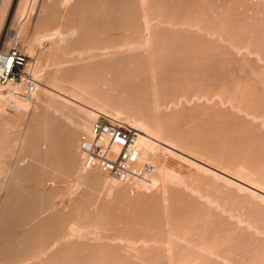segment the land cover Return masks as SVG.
<instances>
[{
	"label": "rangeland",
	"instance_id": "rangeland-1",
	"mask_svg": "<svg viewBox=\"0 0 264 264\" xmlns=\"http://www.w3.org/2000/svg\"><path fill=\"white\" fill-rule=\"evenodd\" d=\"M49 1H46V2L48 3ZM69 1H71V0H69ZM69 1L66 0L67 4L71 3ZM121 1H119V2H120V4L122 3L124 5V6H122L123 8L126 7V8H128V10L130 9L129 11L127 9H125V11H124V9H121V12H123V15L125 16L123 18L124 20L122 22L130 23V21H131V23H134L133 20H132V19H134L133 13L135 14V17H136L137 11H138V8H139L137 6H139V2L142 3L141 2L142 0H134V1L133 0H131V1L130 0H121ZM158 1H159V3H158ZM158 1L157 0H146L147 12H148V14L150 12H152V13H150V15L146 14L148 16V17L146 16L147 20L150 18L147 22L152 21L150 23L151 25H153V23H155V24L157 23L158 24V25H153V27L149 23L147 25L151 30H153L152 32H153V34L155 36L152 35V32H150L151 30L149 29V32H150L149 34L152 37L148 36L151 39H148V44H146V47L143 46V47H141V49L137 50V53L138 52L139 53L141 52V53L140 54L138 53V55H137V54H135L136 51L134 50L129 55L126 54V55L122 56L123 59L125 57L129 58L127 60H124L125 62L123 61L124 64L128 63L129 61L131 63L129 62L127 65L123 64V66L120 63H118L117 61H115V62H117L116 64H115V62L113 63L115 65L114 66L115 68L117 67L118 64H120L117 68L122 67V68L127 70V67H128L129 68L128 70H130V72H135V74H132V75L129 74L130 77L133 76V78H130V80H129V78L126 76V78L123 79V80H116V79H113V78H115L116 75L114 73L111 74V71L109 72L110 74H107V76H109V77L103 76V73L100 74L101 72H104V71H100V70H99L100 73H99V71H98V73L97 72L95 73L96 76H98V77H96L94 74H92V75H94L93 78L95 77L94 80H97V83H98L99 86H101L103 84V83L100 84L101 77H103L102 78L103 80L101 82L107 81V83H108V84L105 83L103 85L108 86V87H109V85H110V87H111V85L114 86V81H117V82H115V84H116L115 87H114L115 89H113L112 87H111V89L105 87V89H106L105 91H108L107 89H109L110 92L113 90V91H115L116 95H118L120 93H124L126 95V97L128 99H130V100H133L135 98L134 101H131L132 103L128 104L130 106V107L128 106L129 107L128 109L122 110L120 108L121 109V110L119 109L120 111H118L117 109H114L113 105L110 106V107H112V109H111L109 107L110 101H108L109 103L105 102V104L103 103L104 101L100 102L97 99H96V101H95V99L92 101L93 98L92 97L89 98L90 95H91L90 91L88 92L87 91L88 89L86 90L87 91L86 93H90V95H89V94H86L85 91L82 89V88L85 87L84 84L83 85L80 84L79 87H78V84H74V82L73 83L70 82L71 85H72L71 86L70 84H68L69 83L68 80H67L66 83L64 81L65 79L63 78V76L65 77V75H63V73H62V71L60 69L64 70L63 66H65L66 64L69 65V63H67V61L72 62L74 59H76L78 61H76V60L75 61L78 62L79 65H80L81 62L84 63V61H82L84 59V57H83V46H80V47L78 46V49H77V45L80 44V43L77 44V41H76V40H78V38L83 36V33H82L83 30L82 29L76 31L75 32L76 34L74 33V35H72L73 32H71V30H69L71 28L65 26L64 24L60 25V26L58 25L57 27L52 28V29L50 27H46L47 25H45V27H43L44 26L43 19H45L44 17H45L46 13L44 14V13H40V12H42V11L44 12L45 6L43 5V3H46L45 0H29L28 2H27V0H10L9 2L7 0V4L5 2V4L7 5L6 9H5V13L3 12V16L0 19V53L3 52V51L8 50L10 48H19V49L23 50L26 53L27 57L32 62L31 64H32V66L34 68V76L32 77L31 80H29L28 84L23 85V86H15V87H21L20 89H18L19 91L15 90V89L14 90L10 89L12 91L11 92L12 94L9 93V90L7 88L0 86V113H2V114H0V130L2 129L0 131V136H1L0 137V145L3 146V147L0 146V149H1L0 150V162H1L0 163V165H1L0 166L1 167L0 168V219H1V214L4 213L3 210L5 211V208H6L5 206H7L8 199L11 197V194L15 193L16 190H17V192H16V194H17V193H19L20 190H22V188L23 189H25V188L27 189V186H28L27 191L30 190L31 192H35L36 190H38V191L41 190V192H43V193H41L42 197L39 194V196L41 197L40 199L44 198L43 201L40 200L41 203H39V201H38L39 199L37 200V197L39 198V196H37L36 198H32V199H34L36 201L35 202L33 200L34 201L33 204H32V201H31V205H33V207H36V209H37V206L41 204L40 206H38V209H40V208L41 209H40L39 212H38V209H37L36 214L38 215L41 212L42 214H40V216L39 215L38 216L41 217L42 219L46 218L45 213H47V211H48V213H47L48 217L51 214L56 213L55 211L62 212V214L66 215V216L68 215L69 216V218H68L69 221L67 220L68 221L67 222V225H68L67 229L70 227L69 229L71 230V231L69 230L70 232H68V235L69 236L71 235L69 237L70 240L68 242L70 243L72 241L73 242L75 241L76 243L75 242L74 243L77 244V247L79 246V244H81L80 246L83 248V250H85V249L86 250L87 249L90 250V252L88 250L86 252L84 251V253H85L84 254L83 251H81L82 250V248H81L80 253L83 254V255L77 254L79 252V251H77L80 248V246H79V248L76 249V251H77L76 254L77 255L74 253L75 256L77 257L79 255V256H83L84 257V255H86L89 252L87 254V257H89V258H87V262H86V260H84L83 257H82L83 260L79 263L78 261H79V258H81V257H78V260H75L76 257H69V259L71 258V261L73 260V258H75L72 262H69V259H68V262L71 263V264H75L76 262H77V264L78 263L82 264V262H83V264H85V262L87 264V263H89V259L91 257H93L95 254L100 260H101V258L99 256H101V255L103 257L105 255V258H103V261H101V262H98L99 259L96 258V257H93L94 259L91 258L92 260H90V261L98 262V263H94V264H99V263L100 264L101 263L102 264L103 263H105V264L110 263L111 264L112 261H113V263L115 262V264H116L117 261H119L117 264H119V263L120 264H127V263L128 264H159V263L160 264H167V263L168 264H177V263L178 264H207V263L208 264H253V263L254 264H264V261H263L264 260V194L263 193L264 192L260 193V192H258L256 190L254 191V189H251L250 187H247L246 185H244L243 183L240 182V179H241V181L243 179V181L246 180L245 182H249V184L250 183H252V184L254 183V185L260 186V188H262V189L264 188V117H263L264 116V112H263V110H264V99L260 100L264 96H262V98H259L264 93L263 92L264 91V68H263L264 67V37H263L264 36V0H240V1L239 0H232V1L231 0H223V1L222 0H199V2L201 4H199L198 0H192V1L191 0H171V1L170 0H166L167 3L165 2V0H161L162 3L160 2V0H158ZM154 2H155V4H154ZM47 3L45 5H47ZM142 4H144V3H142ZM250 4H252V5H250ZM42 5L44 6V8H43ZM177 5H179V7ZM195 5H197V6H195ZM154 6H155V8H154ZM172 6H174V7L171 8ZM188 6L190 7V9H189ZM41 7H42V9L40 10ZM135 7H136L137 11H135ZM148 7L151 8L152 10L154 9V11H152ZM185 7H187V8H185ZM191 7H192V10H191ZM158 8H160V9H158ZM133 9H134V11L136 13L133 11ZM175 10H176V12H175ZM156 11L158 12V14L156 13ZM202 11H204L203 15H202ZM128 12H129V14L130 13L131 14L129 15ZM179 12H181V13H179ZM199 12L201 13V15H200ZM175 13H177V14H175ZM186 13H188V14H186ZM248 13H250V14H248ZM229 14H231V15H229ZM191 15H192V17H191ZM169 16H172V17H169ZM201 16H202V18H201ZM154 17H156V18H154ZM214 17H215V19H214ZM158 18L162 20L161 21L162 23H160V20ZM129 19H131V20H129ZM164 19H167L169 22L164 20ZM215 20H216V22H214ZM135 21H137V20H135ZM205 21H207V22H205ZM255 21H256V23H255ZM39 22H41V23L43 22L42 23L43 25H41V23H40L41 26H39L38 25ZM171 22L172 23L174 22V23L172 24ZM261 22H263V23H261ZM179 23H180V25H178ZM235 23H237V24H235ZM257 23H258L259 26L257 25ZM122 24H124V23H122ZM36 25H38V27ZM63 26H65V27H63ZM154 26H156V29H155ZM255 26L256 27L258 26V28H256ZM163 27L164 28L166 27L167 29L166 28L163 29ZM152 28H154L156 31L154 29H152ZM157 28H159L158 30L160 32V35H159V32L157 31ZM161 28H162V30H160ZM169 29H171V33H173V35L176 34L177 36L176 35L173 36L171 33H169L170 32ZM180 29H182V31ZM220 29H221V31H220ZM47 30H48V32H47ZM176 31L177 32L178 31L181 32V34L179 32H178L179 34L176 33ZM166 32H167V34H166ZM46 33H47V35L50 34V36L49 35H48L49 37L45 36ZM55 33H57V34L55 35ZM67 33H68V35H67ZM43 34H44V36H43ZM70 35H71V37H70ZM77 35H79V36H77ZM255 35H256V38H255ZM178 36H179V38H178ZM169 37H170V39H167ZM174 37H176V39H173ZM201 37H202V39L205 40L204 42L201 39ZM225 37L228 38V39H226ZM244 37H246V38H244ZM163 38L164 39L166 38V40H165L166 42L164 41ZM53 39H55V40H53ZM178 39H181V40L179 41ZM53 41H54V43H53ZM174 41H176V43H172ZM236 41H237V43H236ZM75 42H76V45H74ZM205 42H207V43H205ZM217 42L220 43V45L217 44ZM195 43H197V45ZM62 44H63L64 48L65 47H67V48L64 49ZM184 44H185L186 47L184 46ZM234 44H235L236 47L234 46ZM68 45H70L72 47L69 48ZM73 45H74V49H73ZM149 45H151V46H149ZM165 45H166V47H165ZM167 45H169L170 48H172L173 46L177 47L175 49L177 51L179 49V51L178 52H174L175 51L174 47L172 48L173 49L172 50ZM192 45H195L196 47L195 46L193 47ZM200 45H202V46H200ZM57 46H59L60 48L57 47ZM156 46H158L159 48L158 47L156 48ZM182 46L185 47V50L181 49ZM210 46H211V48H209ZM134 47H135L134 49H136V48L138 49V47L140 48V46H138V47L134 46ZM204 47H205V49H203ZM239 47H241V48H239ZM143 48H145V52L143 51L144 50ZM186 48H187L188 51H191V50L192 51L190 53H187ZM148 50H149V52L152 50V52H150V53L153 54V56L148 52ZM155 50H157L158 53L159 54L161 53L162 55H159ZM159 50H161L162 52L159 51ZM194 50H196V51L194 52ZM200 50H203V51H200ZM205 50H206V52H204ZM67 51L70 52V53H67ZM153 51H154L155 54L153 53ZM169 51L171 52V54H170ZM180 51L182 53H180ZM199 51H200V55H199ZM221 51H223V52H221ZM64 52H65L66 56L63 55ZM202 52H203V54H201ZM208 52H210V53H208ZM59 53H61L62 55L59 54ZM145 53H147V54H145ZM174 53L176 55L178 53L177 57L182 58V59H178L177 57H173V56H175V55H173ZM194 53H195V55H194ZM163 54L166 55V56H164ZM168 54L171 55L170 58H168L169 57ZM73 55H75L76 58ZM130 55H132V56H130ZM140 55H144V56L146 55V58H144L142 56H141L142 57L141 58ZM148 55H149V57H148ZM224 55H226L227 57L224 56ZM67 56H70V57H67ZM135 56H136V58H135ZM160 56L163 57V58H160ZM197 56H199V57H197ZM203 56H205V58ZM208 56H210V59H209ZM130 57H134V59L133 58L130 59ZM151 57H152V59L154 57V59L152 60ZM187 57L188 58L190 57V59H188ZM211 57L214 58L215 60L214 59L212 60ZM69 58H71L72 60H69ZM80 58H81V60H80ZM139 58H141L142 60H140ZM147 58H148V60H147ZM149 58H150V60H149ZM199 58H200V61H199ZM206 58L209 59V60H206V62H205L204 60ZM156 59H159V60H156ZM194 59H196V60H194ZM197 59H198V61H197ZM139 60H140L141 65L138 62ZM75 61H73V62L76 64ZM136 61L139 64L140 67H138V65H136L137 68H135ZM145 61H148L147 63H148L149 67L151 65H153V61H154V63H156L157 66L154 64L155 66L154 67L151 66L150 67L151 70H150L149 67L147 68L145 66V64L147 65V63ZM211 61H213L212 64H211ZM217 61H218V63H217ZM142 62H143V64H142ZM149 62L150 63L152 62V63L149 64ZM207 62H208V64H207ZM78 63H77V65H78ZM203 63H205V66L203 65ZM129 64L130 65L133 64V66H134L133 70L131 69V66ZM86 65H87L89 70L86 68ZM81 66H85V68L88 70V71L86 69L83 70L84 72L86 71V75L83 78H84V80H87L86 76L87 75L89 76V74L92 73V72H89L90 71L89 67H91V66L88 65V64H85V65L82 64ZM194 67H195V69H194ZM243 67H245L246 69L243 68ZM117 68L115 70L121 69V68H119V69H117ZM140 68L144 71V73L147 74V76H146L147 78H145V74L144 75L142 74V71H141ZM188 68H189V70H188ZM190 68L191 69L193 68V69L191 70ZM208 68H210V69H208ZM138 69H140V70H138ZM126 70H124V72ZM146 70L149 71V72L147 73ZM152 70H154V71L152 72ZM137 71L139 73L141 71V75L138 74ZM128 72L129 71H126L127 75H128ZM151 72H152V74H154L153 77H152V74H150ZM226 73H228V75H226ZM97 74H100V75H97ZM190 74H192V75L190 76ZM92 75H91V77H88V76L87 77L91 79ZM138 75L139 76L143 75V76L142 77H137ZM260 75H261V77H260ZM204 76H207V77L205 78ZM235 76H236V78H235ZM246 76H248V77H246ZM254 76H255V78H254L255 81L253 80ZM96 78H99L100 80L96 79ZM62 79H64V80H62ZM110 79L114 80V81L112 80L113 83H111L112 81ZM126 79H128L129 81L126 80ZM166 79H167V81H166ZM237 79H238V81H237ZM61 80L63 81V85H62ZM201 80H203L205 82V84ZM247 80H249V81H247ZM120 81H122V82L120 83ZM123 81H125L127 83H125V82L123 83ZM194 81H196V82H194ZM214 81L216 83H214ZM244 81L247 82V83H245ZM109 83H111V84H109ZM118 83L120 84L119 86H118ZM173 83H175V84H173ZM239 83H240V85L242 87H243V83H244V85H245L244 88L245 89H246V85H248L247 89H249V90H247V89L245 90L244 88L243 89L242 88L239 89L238 87H241V86H239ZM248 83H250V84H248ZM252 83H254V85H252ZM235 84L238 85V86L234 87ZM64 85H65V87H63ZM66 85H68V86H66ZM73 85L77 86L78 88L73 86ZM168 85H170V87ZM80 86H82V88ZM180 86H182L181 90H180ZM209 86H210V88H209ZM227 86H229V88L231 86V88H230L231 91L229 90V88ZM201 87H202V89H201ZM103 88H104V86H103ZM193 88H194V90H193ZM196 88H199L200 90L197 89V91H198L197 92V91H195ZM208 88H209V90H208ZM212 88H214V89H212ZM71 89H73V92H72ZM170 89H172V90H170ZM232 89L235 90V92H233ZM252 89H253V91H251ZM258 89H259V91H258ZM192 90H193L194 94L192 93ZM204 90H205V92H204ZM228 90H229V92H227ZM70 91L72 93H70ZM76 91H77V93H76ZM164 91H165L166 95L164 94ZM237 91L239 93L242 91L241 92L242 95L246 94V95H244V97L249 95V91H251L250 93L252 95H249V96L245 97L246 99L248 98L246 100V102H244L245 105H243V100H241V99H243L242 95H240ZM257 91L260 92V93H258ZM117 92H119V93H117ZM223 92H224V94H222ZM232 92H233V95H232ZM75 94H77V95L80 94V95H79V97L78 96L76 97ZM190 94H192V98H191ZM206 94H207V96H205ZM163 95H164V97H163ZM186 95H187V97H186ZM237 95L238 96L240 95L241 98L237 97ZM255 95H256V98H258V99L255 98ZM165 96H166V98H165ZM202 96H203V98H202ZM86 97H88V100H87ZM39 98H40V100H39ZM41 98H42V100H41ZM45 98H47V99H45ZM127 98H125V99H127ZM213 98H215V99H213ZM238 98H240V99H238ZM254 98H255V100H253ZM81 99H83V100H81ZM89 99H91V100H89ZM136 99H137V102H136ZM38 100L40 102L43 101V103L40 104V102ZM239 100H241L242 104L239 103L240 102ZM36 101L39 102V105L37 103L35 104ZM140 101L142 103H140ZM165 101H167V102H165ZM247 101H248V103H247ZM255 101H257L258 104ZM46 102H47V104H46ZM58 102H60V103H58ZM49 103H51V104H49ZM62 103L63 104L65 103V104L63 105ZM236 103H237V106H235ZM57 104H59V106ZM107 104H108V106H105ZM149 104H150V106L152 108L154 107V109H152V112L154 113V115L153 114L152 115H153V117L155 119L150 120V121H153V123H151L148 120L150 122L149 124H152V126L147 124L148 122L144 121L145 119L142 120V118H146V117H144L142 115H140V117H138L139 115L134 112V111H140L142 109L141 112L143 111V113H144V111H145V113H146L147 112V110H146L147 109L146 108L147 105H148L147 106L148 109L149 110L151 109V107H149ZM167 104H168V107L166 106ZM247 104H248V106H247ZM13 105H14V108L12 107ZM36 105H38V106H36ZM43 105H45V106H43ZM52 105H54L53 106L54 108L52 107ZM101 105H102V107H101ZM132 105H133V107H132ZM194 105H195V108H193ZM250 105H252V106H250ZM253 105H255L256 108L259 106L258 109L256 110V108L255 109L252 108ZM155 106H157V107H155ZM178 106H180V107H178ZM182 106H184V107H182ZM243 106H245V108ZM70 107H71V109H70ZM165 107H167V108H165ZM226 107L229 108L230 110L232 109L233 111L232 110L231 111L227 110ZM241 107H243V108H241ZM260 107H262V108H260ZM55 108L57 109V112H56ZM163 108H164V110H163ZM207 108L209 110H207ZM215 108H216V110H215ZM235 108H236V110L237 109L238 110L236 111ZM42 109H43V111H45V110L46 111L43 112V111H41ZM58 109H59V111H58ZM131 109H133V110H131ZM70 110H72L73 112L70 111ZM84 110L86 112H84ZM111 110H114V111L117 110L118 112H120V114H117V111H115L116 112L115 113V112H112ZM156 110H157V112L155 113ZM217 110H219V112ZM250 110L252 112H250ZM170 111H172L173 114ZM182 111H184V114L182 113ZM260 111H261V113H260ZM88 112H90V114H88ZM168 112H169V114L170 113L171 114L169 115ZM233 112H234L235 115L233 114ZM39 113H40V115H43L44 113H45L44 115H48L49 114L48 116L50 118H53V117L55 118L56 125L50 124L51 127L53 126V129H55V130H57L61 126L64 127V128L68 127V129L69 128H74V126L76 124H74L73 122L75 121V123H77V121L74 118H76V117H78V119L81 118L82 120L87 122V125H86L87 129H88V130L86 129L87 130V134H86L87 136H88V131L91 129L90 125L92 124V122H94V120L97 117H99L101 115L113 118V119H115V120H117L119 122H122V123L130 124L131 126H133L134 128L139 130V131H136L138 134H139V132H141L142 136L146 137L149 140L151 139L153 141V143H154L152 145H153V150L155 151V154H154V157H153V155L150 156V159L152 160V162L151 161L150 162L153 163L154 166H155L154 175L151 176L150 181H134V182L123 183L121 181H118L115 178L113 179V178H111L109 176L104 175V173L98 172L99 170H96V169L95 170L85 169L84 166H83V158L81 156L82 154H81V152H79V148H80V144H81L82 140L87 138V136H85V134H83V136L81 137V139H79V141L77 140L78 141L76 143V147H77L76 148V153H77V155H76L75 152H74L75 155H74V153L72 155L75 159L78 160L77 166L75 168L76 171L73 170V172H72L69 169V166H67L68 164H67L66 161H64V165H63V162L61 163L63 166L60 163L58 164V162H61V161H58V160H57L58 162H56V161H48L50 159H46V160L42 161V159H45V158H38V156L33 155L34 153L32 155L30 154V153L36 151L35 148L39 149L36 152H38V153L43 152L42 154L47 153V151L49 152V150L51 148V138L49 136L48 137L50 139L47 138V140H45L46 137L45 138L42 137V139H41V138H38V137L35 136L34 138H32L34 136V133H32L34 130L33 129L31 130V128H33V126H34L33 122L35 123V120H34L35 115L33 116V114H36V116H37V114L39 115ZM65 113H67V114H65ZM161 113H162V116L160 115ZM215 113H216V115H212V114H215ZM224 113H225V115H224ZM258 113H259V115H258ZM50 114H51V116H50ZM185 114H187V115H185ZM250 114H252V115H250ZM123 115H125V116H123ZM166 115H167V117H166ZM194 115H195V117H194ZM260 115H261V117H260ZM63 116H64V118H63ZM90 116H92V117H90ZM182 116H183V118L179 119V117H182ZM215 116H217V117H215ZM233 116H235V118H233ZM83 117L87 118V119H83ZM122 117H125V118H122ZM173 117H174V119H172ZM198 117H199V119H198ZM219 117L222 119L221 121L219 120L220 119ZM60 118H61V120H60ZM70 118H71V120H70ZM184 118H186V119L184 120ZM188 118H189V120L192 119L193 123H192L191 120L189 122ZM196 118L198 120H196ZM210 118H211V120H210ZM226 118H228V119H226ZM246 118H248V120ZM133 119H134V121H133ZM200 119H201V121L204 119V121L201 122V121H199ZM213 119H215V120H213ZM140 120L142 121V123H141ZM154 120H156V121L154 122ZM177 120H178V122H177ZM182 120H184V121H182ZM195 120L199 121V123L195 122ZM242 120H244V121H242ZM64 121L66 123H64ZM186 121H188V122H186ZM206 121L207 122L209 121V123H207ZM216 121H218V124L215 123ZM57 122H58V124H57ZM89 122H90V125H89ZM168 122L170 123V125H169ZM179 122L180 123L182 122L181 123L182 125ZM219 122L220 123L222 122V123L220 124ZM256 122H257V125H256ZM53 123H54V121H53ZM60 123L63 124V125H61ZM154 123H155L156 126H154ZM186 123H188L190 126H188V124H186ZM195 123L198 124L200 127L198 125L196 126ZM202 123L203 124L205 123V125H203ZM59 124H60V127L58 126ZM192 124H194V125H192ZM209 124L211 125L213 130H211L212 129L211 127H209L210 129L208 128ZM8 125H10V126L8 127ZM235 125H236L237 128L234 127ZM3 126H4V128H3ZM148 126H151L152 128L148 127ZM164 127H165V129L162 130V128H164ZM170 127L172 128V132H171ZM183 127L186 128V129L184 130ZM201 127H202V129H200ZM214 127L216 129H214ZM238 127H239V129H238ZM245 127L248 130H246ZM203 128H207V130L206 129L204 130ZM228 128H230V130ZM240 128H242V129L240 130ZM178 129H179V131H178ZM195 129H197L198 132ZM221 129H222L223 132L221 131ZM72 130L74 132V129H72ZM194 130H195V132H194ZM232 130H233V133H232ZM27 131H29V134L27 133V135H26ZM150 131H151V133H149V134L150 135L152 134L153 136L151 135L149 137V135H147V133L150 132ZM154 131H156V132H154ZM228 131H229V133H228ZM242 131L245 132L246 134L243 133ZM253 131H254V134H253ZM70 132H71V129H69L67 133L70 135ZM73 132H71V133H73ZM161 132L163 134H161ZM202 132H203V134H202ZM206 132H208V133H206ZM250 132L253 134V136H252V134L249 135ZM8 133H9V135H8ZM12 133H13V135H12ZM145 133H146V135H145ZM89 134H90V131H89ZM170 134H172V136ZM204 134H205V136H204ZM229 134L233 135V136H229ZM243 134H245V135H243ZM14 135H16L18 138L14 137ZM177 135H178V138H177ZM196 135H197V137H196ZM246 135H247V137L245 138ZM248 135L250 136V138H249ZM223 136H224V139H223ZM234 136H235V138H234ZM242 136H244V137H242ZM9 137L13 138V139L11 140ZM170 137H171V139H170ZM183 137H185V138L183 139ZM203 137H205V138H203ZM35 138H37V140ZM179 138H180V140H179ZM33 139H35L34 142H32ZM198 139H202L203 141L202 140H198ZM249 139H250L251 142H254L255 145L250 143ZM5 140H7V144L6 145H5V143H6ZM193 140H195V143H194ZM221 140H223V141H221ZM253 140H255V141H253ZM1 141L3 142V144H2ZM16 141H17V143H14ZM36 141H39V142L35 143ZM197 141H199L200 143L197 142ZM208 141H210V142H208ZM191 142H193L194 144L191 143ZM219 142H220V144H217ZM224 142H225V144H223ZM26 143H27V145H26ZM30 143H32V144H30ZM38 143H39V145H38ZM34 144H37L38 147H35L37 145H34ZM198 144H202V146L201 145L198 146ZM207 144H208V146H207ZM12 145H14V146H12ZM31 145H32V147H31ZM9 146H11V147H9ZM193 146H195L196 148L193 147ZM225 146H227V147H225ZM191 147H192V149H191ZM31 148H34V149L30 150ZM204 148H208V149H204ZM4 149L6 151H8V153ZM209 149H211V150H209ZM206 150H207V152H206ZM218 150H219V153H218ZM224 150L228 151V152H225ZM28 151H29V153H28ZM158 151H160V152H158ZM214 151H215V153H214ZM206 153H208L209 155L206 154ZM235 153H239V154H237V155H239V157ZM234 154L236 155L235 158L232 157V156H234ZM221 155H222V157H221ZM224 155H226V156H224ZM229 155H231V156H229ZM12 156H13V158H12ZM34 156H36V157H34ZM201 156H202V158H201ZM4 157H5V159H4ZM6 157H8V158H6ZM229 157H232L234 162L236 160H238L240 163L238 161H236V163L233 162L232 164L228 163V162L233 161V160H229L230 159ZM81 158H82V160H81ZM144 158H146V157H144ZM7 159H9V160L7 161ZM148 159H149V157H148ZM217 159H219V160H217ZM53 162H55V165L53 164ZM207 162H209V163H207ZM2 164H3V167H2ZM21 164H24V165H21ZM25 164H26V167H25ZM229 164H231V165H229ZM246 165L249 166V167L247 168ZM4 166H5V168H4ZM18 166H20L21 168L18 167ZM34 166L38 167L37 168L38 170H42L44 172V174H42L43 177H45V176L47 177V178L46 177L45 178H41V180L43 179L44 182L42 180L43 183L41 184V182H40V185L36 184L34 180H32L33 182L29 181L28 177H26L27 180H21V178L23 177L22 174H26L28 176V174H31V173L34 172L33 169L36 170V167H34ZM41 166H43V167L41 168ZM52 166H53L54 170H55L56 166L58 168L56 167V170L53 171V168H51ZM61 167H65V168L62 169ZM229 167H231V168H229ZM238 167H239V169L240 168L241 169L240 170L237 169ZM255 167H257V168H255ZM60 168L62 170H64L66 172V174ZM224 168H225V170H224ZM234 168H236V169H234ZM23 171H24V173H23ZM28 171H29V173H28ZM56 171H57V173H55ZM77 172H78V174H76ZM17 173L22 175V176L19 177V179L16 178ZM49 173H51V174H49ZM52 173H54L56 176L54 174L52 175ZM62 173H64V174L62 175ZM193 173H195L194 174L195 177H194ZM202 173H204V174H202ZM101 174L103 175V177H102ZM231 174H233V175H231ZM48 175L51 176L52 179ZM99 175H101V176H99ZM94 176H95V178L92 179V177H94ZM84 177H85V179H84V182H83V178ZM209 177H211L212 180ZM4 178H5V180H4ZM80 178H82V179H80ZM100 178H101V180H100ZM104 178H106V179H104ZM238 178H239V180H237ZM10 179H12V180H10ZM69 179H70V181H68ZM197 179H199V181ZM45 180H47V181H45ZM22 181L24 182V184H23ZM206 181H207V183H205ZM78 182H79L80 185L78 184ZM257 182H259V183H257ZM81 183H84V184H81ZM142 183H144V184H142ZM27 184H29V185H27ZM93 184H95L96 186L93 185ZM174 185H176V186L174 187ZM199 185H201V187ZM205 185H207V186H205ZM8 186H9V188H10V186H12L11 188L14 189L15 191L14 190L12 191V189H9ZM35 186H37L38 188H36ZM39 188H40V190H39ZM54 188H56V189H54ZM177 188H178V190H177ZM51 189H52V191H51ZM53 189H54L55 192L53 191ZM171 189H174L173 193L170 192V191H172ZM180 189H182V191ZM45 190L47 192H45ZM9 191H11V192L9 193ZM30 191L26 192V190H25L24 191L25 193L24 192H22V193H23V195L26 194V193H27L26 195H28V193ZM58 191H59L60 194L58 193ZM251 191H253V192H251ZM6 192H8V193H6ZM48 192H50V195H49ZM138 192H140L141 194L140 193L138 194ZM52 193L54 194V197H53ZM56 193H58V194H56ZM187 193H190V194H187ZM8 194H10V195L8 196ZM152 194H154V195H152ZM5 195L7 196V198H6ZM44 195H49V198L43 197ZM143 195H145V196L143 197ZM139 196L141 197V200L139 199L140 198ZM157 196L158 197L160 196V197L158 198ZM60 197H61V199H60ZM119 197H121V199ZM125 197H127V198H125ZM181 197H182V199H180ZM184 197H185V199H184ZM5 198L7 200H5ZM77 198H79L80 200L77 199ZM167 198H169V199H167ZM49 199H51V200H49ZM122 199H124V200H122ZM145 199H146V201H148L150 199V201H148L149 203L153 200L150 203L151 205L150 204L148 205V202H146ZM160 199H161V201H160ZM125 200L128 201L127 202L128 204L126 203ZM155 200L157 201V203H156ZM169 200L172 203H169ZM37 201H38V204H36ZM46 201H47V203H46ZM121 201H122V203H121ZM123 201H125V202H123ZM129 201H131L132 204ZM189 201H191V202H189ZM49 202H51L53 204H50ZM133 202L138 204V205H136V207L132 206L134 204ZM173 202H174L175 205L173 204ZM194 203L196 205L195 207H194ZM129 204H131V206ZM155 204H158V205H155ZM160 204H162V205H160ZM169 204H171V205H169ZM45 205H47V206L45 207ZM126 205H129V206H126ZM140 205H141V207H140ZM163 205H165V206H163ZM167 205H169V206H167ZM178 205H179L180 209H179ZM184 205H186V208H185ZM188 205L190 207H192L193 209L189 208ZM56 206H57V208H56ZM155 206H156V208H155ZM157 206H159V208H157ZM68 207H70V208L68 209ZM72 207L74 208V210H73ZM160 207L164 211L160 210ZM172 207H176L177 209L176 208L172 209ZM43 208H45L47 210L45 211ZM59 208L61 209V211L59 210ZM119 208H121L122 210H120ZM123 208H124V210H123ZM149 208H151V209H149ZM156 209L158 211L160 210L159 211L160 214H159V212H154V211H157ZM63 210L64 211L66 210V211L63 213ZM118 210L121 211V212H119ZM106 211H109V213H107ZM165 211H166L167 215L165 214ZM167 211H168V213H167ZM175 211L176 212L181 211V212L180 213L178 212L177 215H176ZM183 211H184V213L187 212V213H185V216L183 214ZM124 212H126V213H124ZM142 212H143V214H141ZM150 212L151 213L154 212V215L156 214V216L154 217V216H151L153 214H148ZM161 212H163V213H161ZM103 213H105L106 215L103 214ZM36 214H32L33 216L31 215L32 218L29 217V220L31 218L32 221L33 220L36 221V219H38V218L33 219V217H36L35 216ZM112 214H113V216H112ZM178 214H180V216ZM95 215H96V217H95ZM139 215H142L143 218L141 216H139ZM160 215H161V217L164 215L163 218H161ZM89 216L93 217V218L91 217V219H92L91 223L88 222L89 219H90ZM117 216H118V218H117ZM148 216H150L152 219H150ZM108 217H109V219H107ZM182 217H183V219H182ZM153 218L154 219L157 218V219L154 220ZM159 219L162 222L164 220V223H161L159 221ZM152 220L156 222V223L153 222V225L156 226V225L159 224V226H156V228H155V226L153 227ZM179 220H180V222H179ZM165 221H166V223H165ZM79 222H81V223L79 224ZM115 222L117 224H115ZM120 222H121V224H120ZM137 222H139V223L137 224ZM149 222H150V224H149ZM95 223H97V224H95ZM167 223H168V225H167ZM172 223H174V224H172ZM74 224H76V225H74ZM177 224H179V225H177ZM91 225L93 227H91ZM165 225H166V227H165ZM171 225H172L173 228L171 227ZM116 226H118V227H116ZM139 226H141V227H139ZM144 226H146L147 228L144 227ZM148 227H150L152 229H149ZM174 227H176V228H174ZM142 228L144 229V231H143ZM164 228H166V230ZM125 229H126V231H125ZM137 231H139V232H137ZM155 231H156V234H155ZM194 231H196V232H194ZM143 232H145V233H143ZM220 232L222 234H220ZM223 232L225 233V235H223L224 234ZM109 234H110V236H109ZM154 234L157 235V236H155ZM79 235H80V238H78ZM150 237H152L153 239L150 238ZM189 237H192V239L189 238ZM216 237L217 238L219 237L218 238L219 241L217 240ZM194 238H197V239L199 238V239H198V241L197 240L194 241ZM71 239H72V241H71ZM165 239H166V241L168 240L169 242L168 241L166 242ZM89 240H90V242H89ZM140 241H141V243H140ZM176 242H177V244H176ZM121 243H122V245H121ZM189 243H190V245H189ZM197 243H198L199 246L197 245ZM199 243L203 244L205 246L204 249H203V246H201ZM212 243H213V245L215 244L216 246L214 245L213 247H211ZM217 243H219V244H217ZM101 244H102V246H100ZM125 245H126V247H125ZM148 245H149V247H148ZM192 245H194V246H192ZM83 246H86L87 248H85ZM94 246H95V248H93ZM111 246H114V247H112L113 249L111 248ZM183 247H185V248H183ZM73 248H76V247L74 246ZM118 248H119V250H118ZM158 248H160V249H158ZM256 248L258 250H256ZM259 248H261V249L263 248V249L260 250ZM91 249H92V251H91ZM95 249H96V251H95ZM120 249H122V250H120ZM132 249H133V251H132ZM140 249H142V250H140ZM182 249H184V251ZM186 249H188V250H186ZM105 250L107 252L109 251L110 254H109V252L108 253L105 252ZM154 250L156 252L158 250V252L156 254L162 259V261L158 258V256L156 257V255H154L155 254ZM207 250H209V251H207ZM118 251H120V252H118ZM204 251H206V252H204ZM243 251H244V253H243ZM256 251L258 253H256ZM70 252L73 253V251H70ZM98 252H99V254H101L100 252H102V254L98 255L97 254ZM151 252H153V253H151ZM252 252H254V253H252ZM72 253H70L69 256ZM90 253H92L93 255L90 254ZM106 253L109 254L108 255L109 257L107 256ZM122 253L123 254L126 253V254L123 255ZM74 254H72V255L74 256ZM182 255L185 257V260H184ZM195 255H197V256H195ZM145 256H147L149 258H147V257L145 258ZM154 256H155V259H154ZM257 256H259V257L261 256V257L259 258ZM143 257H144V259H143ZM174 257H176V259ZM193 257H194V260H196L194 262L192 261ZM156 258H157V261L159 260L157 263H155L156 262ZM186 258H188V259H186ZM207 258L209 259V261H208ZM107 259H109V260L111 259L112 261L110 260V262H108ZM141 259H143L144 261H142ZM145 259H149L150 261L149 260H145ZM106 260H107V262H105ZM114 260H116V261H114ZM164 260H165L166 263L165 262L161 263ZM74 261H76V262L74 263ZM122 261H124V262H122ZM129 261L131 263H129ZM167 261H169V262H167ZM198 262H200V263H198ZM209 262H211V263H209ZM90 264H92V263H90Z\"/></svg>",
	"mask_w": 264,
	"mask_h": 264
},
{
	"label": "bare ground",
	"instance_id": "bare-ground-1",
	"mask_svg": "<svg viewBox=\"0 0 264 264\" xmlns=\"http://www.w3.org/2000/svg\"><path fill=\"white\" fill-rule=\"evenodd\" d=\"M10 0H8V2H9ZM29 0H27V2H28ZM46 1H49V0H45V2ZM69 1V0H68ZM119 1H121V0H119ZM118 0H71V1H69V2H71L70 4H67V2H66V0H50L48 3H47V5H45L46 3H43V5L45 6V9H44V12L42 11V12H40V13H46L45 14V19H43V22H44V26L43 27H45V25H47L46 27H50L51 29L52 28H55V27H57L58 25L60 26V25H65V26H67V27H69V28H71V29H69V30H71V32H73L72 33V35H74V33L76 32V31H78V30H83V36H81L80 38H78V40H76L77 41V44L78 43H80V44H78L77 45V49H78V46L80 47V46H83V57H84V59L82 60V61H84V63L83 62H81L82 64H88V65H90L91 67H89L90 68V71L89 72H92L91 74H89V76L88 77H91V75L92 74H94L95 76H96V72L98 73V71L100 70V71H104V72H101L100 73V71H99V73L100 74H102L103 73V76H107V74H110L109 72L111 71V74L112 73H114L116 76H115V78H113V79H116V80H123V79H125L126 78V76L129 78V80H130V78H133V76L132 77H130V75L129 74H135V72H130V70H128L129 68L127 67V70L126 69H124V68H122V67H119V68H121V69H119V68H117L120 64L123 66V64H124V60H127V59H129L128 57H125L124 59L122 58V56L123 55H129L131 52H133L134 50L136 51L135 52V54H137L138 55V53H137V50H139V49H141V47H146V44H148V39H151V38H149L148 36H150V32H152L153 30H151L147 25H148V23L150 24L152 21H150V22H147L148 20H147V15H150V13H152V12H150L149 14H148V12H147V5H146V0H142L141 2L142 3H144V4H142V3H140L139 2V6H137V7H139L138 8V11H137V9H136V7H135V11H137V15H136V17H135V14L133 13V15H134V19L135 20H137V21H135L134 19H132L133 20V22L134 23H131V21H130V23H127V22H122L124 19V15H123V12H121V9H124V11H125V9H127L128 10V8H126V7H122V6H124L122 3V5L120 4V2H119ZM131 1V0H130ZM134 1V0H133ZM158 1V0H157ZM171 1V0H170ZM192 1V0H191ZM223 1V0H222ZM232 1V0H231ZM240 1V0H239ZM5 2H6V4H7V0H0V19L2 18V16H3V12L5 13V9H6V4H5ZM44 2V1H43ZM160 2H161V0H160ZM165 2L167 3V1L165 0ZM179 2V1H178ZM190 2V1H189ZM198 2H199V0H198ZM207 2V1H206ZM228 2V1H227ZM226 2V3H227ZM234 2V1H233ZM232 2V3H233ZM38 3V2H37ZM126 3V2H125ZM131 3V2H130ZM158 3H159V1H158ZM162 3V2H161ZM174 3V2H173ZM176 3V2H175ZM195 3V2H194ZM204 3V2H203ZM218 3V2H217ZM241 3V2H240ZM33 4V3H32ZM149 4V3H148ZM154 4H155V2H154ZM196 4V3H195ZM199 4H201L200 2H199ZM42 5V6H43ZM203 5V4H202ZM205 5V4H204ZM224 5V4H223ZM239 5V4H238ZM248 5V4H247ZM250 5H252V4H250ZM32 6V5H31ZM44 6H43V8H44ZM178 7H179V5H177ZM186 6V5H185ZM195 6H197V5H195ZM37 7V6H36ZM150 7V6H149ZM148 7V8H149ZM157 7V6H156ZM174 6H172L171 8H173ZM176 7V6H175ZM182 7V6H181ZM189 7V6H188ZM201 7V6H200ZM235 7V6H234ZM239 7V6H238ZM251 7V6H250ZM32 8V7H31ZM154 8H155V6H154ZM185 8H187V7H185ZM228 8V7H227ZM42 9V7L40 8V10ZM149 9H151V8H149ZM158 9H160V8H158ZM157 9V10H158ZM181 9V8H180ZM189 9H190V7H189ZM215 9V8H214ZM217 9V8H216ZM239 9V8H238ZM27 10V9H26ZM36 10V9H35ZM34 10V11H35ZM130 10V9H129ZM128 10V11H129ZM152 10V9H151ZM169 10V9H168ZM182 10V9H181ZM191 10H192V7H191ZM197 10V9H196ZM236 10V9H235ZM245 10V9H244ZM133 11H134V9H133ZM134 11V12H135ZM152 11H154V9L152 10ZM178 11V10H177ZM183 11V10H182ZM200 11V10H199ZM252 11V10H251ZM147 12V13H146ZM175 12H176V10H175ZM188 12V11H187ZM198 12V11H197ZM204 11H202V15L204 14L203 13ZM212 12V11H211ZM236 12V11H235ZM243 12V11H242ZM247 12V11H246ZM245 12V13H246ZM127 13V12H126ZM136 13V12H135ZM156 13L158 14V12L156 11ZM179 13H181V12H179ZM200 13V12H199ZM208 13V12H207ZM210 13V12H209ZM216 13V12H215ZM244 13V12H243ZM128 14H129V12H128ZM131 14V13H130ZM129 14V15H130ZM147 14V15H146ZM175 14H177V13H175ZM185 14V13H184ZM186 14H188V13H186ZM219 14V13H218ZM238 14V13H237ZM248 14H250V13H248ZM126 15V14H125ZM155 15V14H154ZM161 15V14H160ZM168 15V14H167ZM200 15H201V13H200ZM206 15V14H205ZM229 15H231V14H229ZM246 15V14H245ZM132 16V15H131ZM147 16V17H146ZM181 16V15H180ZM216 16V15H215ZM222 16V15H221ZM225 16V15H224ZM223 16V17H224ZM241 16V15H240ZM248 16V15H247ZM246 16V17H247ZM169 17H172V16H169ZM184 17V16H183ZM191 17H192V15H191ZM220 17V16H219ZM226 17V16H225ZM237 17V16H236ZM244 17V16H243ZM154 18H156V17H154ZM166 18V17H165ZM175 18V17H174ZM201 18H202V16H201ZM204 18V17H203ZM211 18V17H210ZM230 18V17H229ZM245 18V17H244ZM243 18V19H244ZM159 19V18H158ZM163 19V18H162ZM214 19H215V17H214ZM218 19V18H217ZM45 20V21H44ZM129 20H131V19H129ZM156 20V19H155ZM160 20V23H162L161 21V19H159ZM164 20H166V21H168L167 19H164ZM176 20V19H175ZM203 20V19H202ZM250 20V19H249ZM157 21V20H156ZM201 21V20H200ZM210 21V20H209ZM213 21V20H212ZM253 21V20H252ZM42 22V23H43ZM129 22V21H128ZM136 22V23H135ZM159 22V21H158ZM164 22V21H163ZM169 22V21H168ZM205 22H207V21H205ZM214 22H216V20L214 21ZM220 22V21H219ZM40 23L41 22H39L38 23V25L39 26H41V25H43L42 23H41V25H40ZM122 23H124V24H122ZM165 23V22H164ZM172 23V22H171ZM174 23V22H173ZM172 23V24H173ZM253 23V22H252ZM255 23H256V21H255ZM261 23H263V22H261ZM166 24V23H165ZM184 24V23H183ZM202 24V23H201ZM218 24V23H217ZM235 24H237V23H235ZM38 25H36L37 27H38ZM151 25V24H150ZM149 25V26H150ZM153 25H158L157 23L155 24V23H153ZM153 25H151L152 27H153ZM178 25H180V23L178 24ZM189 25V24H188ZM257 25H258V23H257ZM65 26H63V27H65ZM161 26V25H160ZM173 26V25H172ZM212 26V25H211ZM225 26V25H224ZM247 26V25H246ZM259 26V25H258ZM258 26L256 27V28H258ZM155 27V29H156V26H154ZM158 27V26H157ZM261 27V26H260ZM166 28V27H165ZM164 27H163V29H165ZM188 28V27H187ZM251 28V27H250ZM48 29V28H47ZM50 29V30H51ZM58 29V28H57ZM149 29L151 30L150 32H149ZM152 29H154V28H152ZM154 29V30H155ZM159 28H157V31L159 32V30H158ZM167 29V28H166ZM175 29V28H174ZM261 29V28H260ZM67 30V29H66ZM160 30H162V28L160 29ZM181 31H182V29H180ZM156 31V30H155ZM170 31V32H169ZM169 33H171V29H169ZM220 31H221V29H220ZM226 31V30H225ZM44 32V31H43ZM46 32V31H45ZM47 32H48V30H47ZM57 32V31H56ZM175 32V31H174ZM179 32V31H178ZM177 31H176V33H178ZM200 32V31H199ZM223 32V31H222ZM251 32V31H250ZM81 33V34H82ZM180 34H181V32H179ZM178 33V34H179ZM215 33V32H214ZM232 33V32H231ZM238 33V32H237ZM257 33V32H256ZM45 34V33H44ZM44 34H43V36H44ZM57 33H55V35H56ZM65 34V33H64ZM71 34V33H70ZM76 34V33H75ZM164 34V33H163ZM162 34V35H163ZM166 34H167V32H166ZM172 35H173V33H171ZM175 34V33H174ZM253 34V33H252ZM251 34V35H252ZM258 34V33H257ZM49 36H50V34H48ZM47 35V33H46V35L45 36H48ZM67 35H68V33H67ZM152 35H154L153 34V32H152ZM159 35H160V32H159ZM170 35V34H169ZM176 35V34H175ZM175 35H173V36H175ZM203 35V34H202ZM48 36V37H49ZM77 36H79V35H77ZM155 36V35H154ZM168 36V35H167ZM171 36V35H170ZM177 36V35H176ZM184 36V35H183ZM200 36V35H199ZM216 36V35H215ZM250 36V35H249ZM259 36V35H258ZM63 37V36H62ZM70 37H71V35H70ZM150 37H152V36H150ZM161 37V36H160ZM166 37V36H165ZM185 37V36H184ZM196 37V36H195ZM194 37V38H195ZM239 37V36H238ZM264 37V36H263ZM46 38V37H45ZM157 38V37H156ZM178 38H179V36H178ZM181 38V37H180ZM200 38V37H199ZM204 38V37H203ZM226 38V37H225ZM244 38H246V37H244ZM253 38V37H252ZM255 38H256V35H255ZM160 39V38H159ZM164 39V38H163ZM167 39H170V37L169 38H167ZM172 39V38H171ZM173 39H176V37H174ZM201 39H202V37H201ZM226 39H228V38H226ZM53 40H55V39H53ZM166 40V38L164 39V41ZM179 41L181 40V39H178ZM177 40V41H178ZM203 40V42L205 41L204 39H202ZM238 40V39H237ZM253 40V39H252ZM58 41V40H57ZM159 41V40H158ZM170 41V40H169ZM173 41V40H172ZM178 41V42H179ZM198 41V40H197ZM52 42V41H51ZM68 42V41H67ZM71 42V41H70ZM150 42V41H149ZM166 42V41H165ZM193 42V41H192ZM199 42V41H198ZM197 42V43H198ZM251 42V41H250ZM255 42V41H254ZM53 43H54V41H53ZM74 43V42H73ZM172 43H176V41H174V42H172ZM197 43H195L196 45H197ZM200 43V42H199ZM205 43H207V42H205ZM204 43V44H205ZM211 43V42H210ZM215 43V42H214ZM229 43V42H228ZM236 43H237V41H236ZM61 44V43H60ZM69 44V43H68ZM71 44V43H70ZM82 44V45H81ZM150 44V43H149ZM154 44V43H153ZM216 44V43H215ZM217 44H219L220 45V43H218L217 42ZM249 44V43H248ZM59 45V44H58ZM74 45H76V42H75V44ZM74 45H73V49H74ZM163 45V44H162ZM203 45V44H202ZM202 45H200V46H202ZM209 45V44H208ZM230 45V44H229ZM238 45V44H237ZM62 46H63V44H62ZM69 46V48L70 47H72V46H70V45H68ZM134 46H136V47H138V46H140V48L138 47V49L136 48V49H134L135 47ZM149 46H151V45H149ZM168 47H169V45H167ZM176 46V45H175ZM180 46V45H179ZM184 46H185V44H184ZM193 47L195 46V45H192ZM234 46H235V44H234ZM250 46V45H249ZM252 46V45H251ZM57 47H59V46H57ZM148 47V46H147ZM158 46H156V48H157ZM165 47H166V45H165ZM174 47V46H173ZM172 47V48H173ZM181 47V46H180ZM186 47V46H185ZM185 47H183L182 46V48L181 49H184L185 50ZM196 47V46H195ZM236 47V46H235ZM243 47V46H242ZM60 48V47H59ZM63 48H64V46H63ZM65 48H67V47H65ZM64 48V49H65ZM155 48V47H154ZM159 48V47H158ZM170 48V47H169ZM172 48H170V49H172ZM175 48H177V47H174V49ZM179 48V47H178ZM192 48V47H191ZM209 48H211V46L209 47ZM239 48H241V47H239ZM16 49H18L19 51H21V52H23L24 54H26L23 50H21V49H19V48H16ZM63 49V50H64ZM72 49V50H73ZM144 50V52H145V48H143ZM196 49V48H195ZM200 49V48H199ZM203 49H205V47L203 48ZM213 49V48H212ZM236 49V48H235ZM67 50V49H66ZM154 50V49H153ZM166 50V49H165ZM173 50V49H172ZM216 50V49H215ZM214 50V51H215ZM226 50V49H225ZM9 50H6V51H3V52H1L0 53V56H2L3 54H5V53H7ZM60 51V50H59ZM58 51V52H59ZM65 51V50H64ZM69 51V50H68ZM67 51V53H70V52H68ZM75 51V50H74ZM157 53H158V51L157 50H155ZM159 51H161V50H159ZM178 51H179V49H178ZM176 49H175V51L174 52H178ZM186 51H187V53H190L191 51H188L187 50V48H186ZM196 50H194V52H195ZM200 51H203V50H200ZM200 51H199V55H200ZM217 51V50H216ZM236 51V50H235ZM239 51V50H238ZM62 52V51H61ZM143 52V53H144ZM147 52V51H146ZM148 52H149V50H148ZM150 52H152V50L150 51ZM149 52V53H150ZM162 52V51H161ZM170 52V51H169ZM204 52H206V50L204 51ZM218 52V51H217ZM221 52H223V51H221ZM141 53V52H140ZM139 53V54H140ZM153 53H154V51H153ZM180 53H182L181 51H180ZM208 53H210V52H208ZM215 53V52H214ZM220 53V52H219ZM238 53V52H237ZM236 53V54H237ZM59 54H61V53H59ZM75 54V53H74ZM133 54V53H132ZM145 54H147V53H145ZM151 54V53H150ZM155 54V53H154ZM159 54V53H158ZM170 54H171V52H170ZM201 54H203V52L201 53ZM206 54V53H205ZM204 54V55H205ZM234 54V53H233ZM239 54V53H238ZM62 55V54H61ZM63 55H65V52L63 53ZM136 55V56H137ZM152 56H153V54H151ZM159 55H162L161 53L159 54ZM164 55V54H163ZM169 55V54H168ZM173 55H175V56H173V57H177L178 56V53H177V55L174 53ZM185 55V54H184ZM194 55H195V53H194ZM207 55V54H206ZM210 55V54H209ZM52 56V55H51ZM59 56V55H58ZM66 56V55H65ZM71 56V55H70ZM70 56H67V57H70ZM73 56H75V55H73ZM130 56H132V55H130ZM136 56H135V58H136ZM144 57V58H146V55L144 56V55H140V57ZM157 56V55H156ZM164 56H166V55H164ZM190 56V55H189ZM193 56V55H192ZM224 56H226V55H224ZM239 56V55H238ZM138 57V56H137ZM141 57V58H142ZM148 57H149V55H148ZM171 57V55H169V57L168 58H170ZM185 57V56H184ZM195 57V56H194ZM197 57H199V56H197ZM201 57V56H200ZM204 58H205V56H203ZM209 57V59H210V56H208ZM227 57V56H226ZM54 58V57H53ZM59 58V57H58ZM75 58H76V56H75ZM131 58H133L134 59V57H130V59ZM141 58H139L140 60H142ZM157 58V57H156ZM159 58V57H158ZM160 58H163V57H161L160 56ZM159 58V59H160ZM178 59H182V58H179V57H177ZM188 58V57H187ZM212 58V57H211ZM216 58V57H215ZM248 58V57H247ZM78 59V58H77ZM151 59H152V57H151ZM153 59H154V57H153ZM152 59V60H153ZM159 59H156V60H159ZM188 59H190V57L188 58ZM193 59V58H192ZM209 59H205L204 61L206 62V60H209ZM214 58H212V60H213ZM234 59V58H233ZM1 60V59H0ZM69 60H72L71 58H69ZM76 59H74L73 61H75ZM80 60H81V58H80ZM119 60V61H118ZM138 60V59H137ZM140 60L138 61L139 62V64L141 65V63H140ZM147 60H148V58H147ZM149 60H150V58H149ZM194 60H196V59H194ZM215 60V59H214ZM250 60V59H249ZM44 61V60H43ZM70 62V61H67V63H69V65L68 64H66L65 66H63V68H64V70L63 69H60L61 71H62V73H63V75H65V77L63 76V78L65 79H62V80H64L65 81V83L67 82V80H68V84H70L71 85V83H73L74 82V84H78V87H79V85L81 84V85H85V87L84 88H82V86H80L84 91H85V93L88 91H90V93H91V95H90V93H86V94H89L90 95V97L89 98H93L92 99V101L95 99V101H96V99L97 100H99L100 102H102V101H104L103 103L105 104V102H108V101H110V104H109V107L111 106V105H113L114 106V109H117L118 111H120L121 109L122 110H124V109H128L130 106L128 105L129 103H132L131 101H134V99L133 100H130V99H128L127 97H126V95L124 94V93H120V94H118V95H116V93H115V91H111L110 92V90L109 89H111V87L113 88V89H115L114 87H115V82H117V81H114L113 79H110L111 81L113 80L114 81V86L113 85H111V87H110V85H109V87L108 86H105V85H103V84H105V83H107V81H103V82H101L103 79V77H101V81H100V84H102L103 86H104V88H103V86L101 85V86H99L98 85V83H97V80H94L95 79V77L93 78V76L94 75H92V78L90 79V78H88L87 76H86V78H87V80H84V76L86 75V71L84 72L83 70H85L86 68L88 69V67H87V65H86V68H85V66H81L82 64L80 63V65H79V63L78 62H76V61H78V60H76L75 62H76V64L74 63V62ZM115 61H117L118 63H120V64H118L117 65V69H119V70H115L116 68L114 67L115 65L113 64ZM124 61V62H123ZM132 61V60H131ZM144 61V60H143ZM179 61V60H178ZM183 61V60H182ZM189 61V60H188ZM187 61V62H188ZM193 61V60H192ZM197 61H198V59H197ZM199 61H200V58H199ZM203 61V60H202ZM243 61V60H242ZM117 62H115V64L117 63ZM130 62V61H129ZM128 62V63H129ZM146 63L148 62V61H145ZM144 62V63H145ZM191 62V61H190ZM195 62V61H194ZM210 62V61H209ZM212 62L213 61H211V64H212ZM224 62V61H223ZM240 62V61H239ZM32 62L30 61V59H28V61H27V63H26V65H25V71L26 70H29L30 72H31V78L30 79H32V77L34 76V68H33V66H32V64H31ZM45 63V62H44ZM77 63H78V65H77ZM128 63H125L126 65L128 64ZM131 63V62H130ZM152 63V62H151ZM150 62H149V64H151ZM158 63V62H157ZM165 63V62H164ZM184 63V62H183ZM192 63V62H191ZM217 63H218V61H217ZM225 63V62H224ZM124 64V65H125ZM134 64V63H133ZM133 64L132 65H130L131 66V69L133 70V68H134V66H133ZM139 64L137 63V61H136V64H135V68H137V66L136 65H138V67H140L139 66ZM142 64H143V62H142ZM156 65V63H154V61H153V65H151V66H155ZM160 64V63H159ZM177 64V63H176ZM193 64V63H192ZM202 64V63H201ZM207 64H208V62H207ZM206 64V65H207ZM226 64V63H225ZM242 64V63H241ZM128 65V66H129ZM181 65V64H180ZM199 65V64H198ZM203 65L205 66V63H203ZM216 65V64H215ZM75 66V67H74ZM133 66V67H132ZM145 66L148 68L149 66H148V63H147V65L145 64ZM150 66V67H151ZM157 66V65H156ZM164 66V65H163ZM183 66V65H182ZM189 66V65H188ZM191 66V65H190ZM200 66V65H199ZM210 66V65H209ZM208 66V67H209ZM213 66V65H212ZM143 67V66H142ZM141 67V68H142ZM150 67H149V69H150ZM162 67V66H161ZM160 67V68H161ZM170 67V66H169ZM177 67V66H176ZM175 67V68H176ZM187 67V66H186ZM217 67V66H216ZM227 67V66H226ZM62 68V67H61ZM140 68V69H141ZM144 68V67H143ZM146 68V69H147ZM224 68V67H223ZM243 68H245V67H243ZM264 68V67H263ZM86 69V70H87ZM92 69V70H91ZM140 69H138V70H140ZM191 69V68H190ZM193 69V68H192ZM191 69V70H192ZM194 69H195V67H194ZM208 69H210V68H208ZM207 69V70H208ZM226 69V68H225ZM246 69V68H245ZM260 69V68H259ZM89 70V69H88ZM87 70V71H88ZM124 70H126V71H129L128 72V75L126 74V71L124 72ZM137 70V69H136ZM145 70V69H144ZM148 70V69H147ZM146 70V72L148 73L149 71H147ZM151 70V69H150ZM155 70V69H154ZM154 70H152V72L154 71ZM164 70V69H163ZM182 70V69H181ZM188 70H189V68H188ZM236 70V69H235ZM249 70V69H248ZM118 71V72H117ZM141 71H142V74L144 75L145 74V78H147L146 76H147V74L146 73H144V71L141 69ZM141 71H140V73L138 72V74H140L141 75ZM168 71V70H167ZM209 71V70H208ZM218 71V70H217ZM256 71V70H255ZM0 72H1V69H0ZM59 72V71H58ZM152 72L150 73V74H152ZM191 72V71H190ZM61 73V72H60ZM83 73V74H82ZM85 73V74H84ZM188 73V72H187ZM206 73V72H205ZM209 73V72H208ZM100 74H97V75H100ZM106 74V75H105ZM113 74V75H114ZM158 74V73H157ZM169 74V73H168ZM181 74V73H180ZM186 74V73H185ZM196 74V73H195ZM204 74V73H203ZM215 74V73H214ZM222 74V73H221ZM239 74V73H238ZM251 74V73H250ZM137 75V74H136ZM142 75V76H143ZM153 75L154 74H152V77H153ZM188 75V74H187ZM192 74H190V76H191ZM202 75V74H201ZM200 75V76H201ZM226 75H228V73H226ZM252 75V74H251ZM254 75V74H253ZM57 76V75H56ZM102 76V75H101ZM142 76H137V77H142ZM184 76V75H183ZM182 76V77H183ZM239 76V75H238ZM250 76V75H249ZM60 77V76H59ZM96 77H98V76H96ZM100 77V76H99ZM107 77H109V76H107ZM189 77V76H188ZM205 78L207 77V76H204ZM246 77H248V76H246ZM260 77H261V75H260ZM111 78V77H110ZM149 78V77H148ZM181 78V77H180ZM199 78V77H198ZM197 78V79H198ZM230 78V77H229ZM235 78H236V76H235ZM245 78V77H244ZM243 78V79H244ZM251 78V77H250ZM254 78H255V76L253 77V80H254ZM61 79V78H60ZM96 79H99V78H96ZM182 79V78H181ZM200 79V78H199ZM220 79V78H219ZM61 80V82H62V85H63V81ZM100 80V79H99ZM107 80V79H106ZM126 80H128V79H126ZM128 80V81H129ZM215 80V79H214ZM236 80V79H235ZM234 80V81H235ZM245 80V79H244ZM113 81L111 82V83H113ZM166 81H167V79H166ZM201 81H203V80H201ZM200 81V82H201ZM219 81V80H218ZM237 81H238V79H237ZM247 81H249V80H247ZM251 81V80H250ZM255 81V80H254ZM261 81V80H260ZM71 82V83H70ZM83 82V83H82ZM99 82V81H98ZM122 81H120V83H121ZM125 81H123V83H124ZM182 82V81H181ZM185 82V81H184ZM194 82H196V81H194ZM204 82V81H203ZM221 82V81H220ZM240 82V81H239ZM242 82V81H241ZM245 82V81H244ZM258 82V81H257ZM29 83V81L26 83V84H28ZM111 83H109V84H111ZM125 83H127V82H125ZM214 83H216L215 81H214ZM245 83H247V82H245ZM25 84V85H26ZM108 84V83H107ZM106 84V85H107ZM168 84V83H167ZM172 84V83H171ZM173 84H175V83H173ZM179 84V83H178ZM201 84V83H200ZM204 84H205V82H204ZM242 84V83H241ZM248 84H250V83H248ZM24 84H20V86H23ZM120 84L118 83V86H119ZM203 85V84H202ZM209 85V84H208ZM214 85V84H213ZM212 85V86H213ZM236 85V84H235ZM234 85V87H237L238 85H236L235 86ZM252 85H254V83H252ZM257 85V84H256ZM0 86L1 87H3L1 84H0ZM16 85H14V84H8L5 88H7L8 90H9V93H11L12 91L10 90V89H15V90H18V89H20L21 87H15ZM61 86V85H60ZM66 86H68V85H66ZM72 86V85H71ZM73 86H75V85H73ZM169 87H170V85H168ZM215 86V85H214ZM222 86V85H221ZM232 86V85H231ZM231 86H230V88H231ZM239 86H241L240 85V83H239ZM244 83H243V87L241 86V87H238L239 89H243L244 88ZM247 86L248 85H246V89H247ZM250 86V85H249ZM14 87V88H13ZM63 87H65V85L63 86ZM75 87H77V86H75ZM77 87V88H78ZM105 87L106 88H109V89H107L108 91H105L106 89H105ZM117 87V86H116ZM163 87V86H162ZM165 87V86H164ZM167 87V86H166ZM174 87V86H173ZM172 87V88H173ZM181 87L182 86H180V90H181ZM193 87V86H192ZM216 87V86H215ZM228 88H229V86H227ZM252 87V86H251ZM257 87V86H256ZM175 88V87H174ZM184 88V87H183ZM191 88V87H190ZM204 88V87H203ZM206 88V87H205ZM209 88H210V86H209ZM209 88H208V90H209ZM221 88V87H220ZM229 88V90L231 91V89ZM237 88V89H238ZM262 88V87H261ZM62 89V88H61ZM70 89V88H69ZM88 89V90H87ZM162 89V88H161ZM167 89V88H166ZM177 89V88H176ZM197 89H199V88H196L195 89V91H197ZM201 89H202V87H201ZM212 89H214V88H212ZM236 89V88H235ZM245 89V88H244ZM245 89V90H246ZM257 89V88H256ZM255 89V90H256ZM263 89V88H262ZM261 89V90H262ZM24 90V89H23ZM66 90V89H65ZM72 90V92H73V89H71ZM87 90V91H86ZM168 90V89H167ZM170 90H172V89H170ZM193 90H194V88H193ZM193 90H192V93H193ZM200 90V89H199ZM229 90L227 91V92H229ZM233 90V89H232ZM247 90H249V89H247ZM254 90V91H255ZM19 91V90H18ZM63 91V90H62ZM81 91V90H80ZM163 91V90H162ZM202 91V90H201ZM223 91V90H222ZM251 91H253V89L251 90ZM251 91H249V95H252L250 92ZM258 91H259V89H258ZM257 91V92H258ZM71 91H70V93H72ZM171 92V91H170ZM173 92V91H172ZM175 92V91H174ZM184 92V91H183ZM198 92V91H197ZM204 92H205V90H204ZM233 92H235V90H233ZM233 92H232V95H233ZM238 92V91H237ZM242 92V91H241ZM239 93L240 95H242V93ZM256 92V91H255ZM264 92V91H263ZM262 92V93H263ZM76 93H77V91H76ZM79 93V92H78ZM84 93V94H85ZM117 93H119V92H117ZM163 93V92H162ZM203 93V92H202ZM218 93V92H217ZM258 93H260V92H258ZM12 94V93H11ZM74 94V93H73ZM164 94H165V91H164ZM175 94V93H174ZM194 94V93H193ZM214 94V93H213ZM222 94H224V92L222 93ZM230 94V93H229ZM256 94V93H255ZM72 95V94H71ZM76 95V97L78 96L79 97V95L80 94H75ZM166 95V94H165ZM184 95V94H183ZM202 95V94H201ZM210 95V94H209ZM212 95V94H211ZM226 95V94H225ZM238 96L237 95V97H240L241 98V96ZM244 95H246V94H244ZM244 95H242V98L243 99H241V100H243V105H245L244 104V102H246V100L248 99H246L245 97H247V96H249V95H247V96H245L244 97ZM82 96V95H81ZM88 96V95H87ZM190 96H191V98H192V94H190ZM205 96H207V94L205 95ZM218 96V95H217ZM216 96V97H217ZM220 96V95H219ZM227 96V95H226ZM254 96V95H253ZM262 96H264V93L261 95V97H259V98H262ZM3 97V96H2ZM45 97V96H44ZM47 97V96H46ZM73 97V96H72ZM163 97H164V95H163ZM181 97V96H180ZM186 97H187V95H186ZM197 97V96H196ZM232 97V96H231ZM236 97V96H235ZM252 97V96H251ZM5 98V97H4ZM3 98V99H4ZM87 98V100H88V97H86ZM125 98H127V99H125ZM165 98H166V96H165ZM202 98H203V96H202ZM208 98V97H207ZM212 98V97H211ZM210 98V99H211ZM227 98V97H226ZM240 98H238V99H240ZM255 98H256V95H255ZM255 98L253 99V100H255ZM6 99V98H5ZM45 99H47V98H45ZM172 99V98H171ZM177 99V98H176ZM189 99V98H188ZM213 99H215V98H213ZM217 99V98H216ZM224 99V98H223ZM229 99V98H228ZM233 99V98H232ZM252 99V98H251ZM256 99H258V98H256ZM264 99V97L262 98V99H260V100H263ZM39 100H40V98H39ZM38 100V101H39ZM41 100H42V98H41ZM81 100H83V99H81ZM89 100H91V99H89ZM191 100V99H190ZM208 100V99H207ZM220 100V99H219ZM241 100H239L240 102L239 103H241L242 104V102H241ZM245 100V101H244ZM49 101V100H48ZM59 101V100H58ZM94 101V102H95ZM170 101V100H169ZM168 101V102H169ZM175 101V100H174ZM182 101V100H181ZM180 101V102H181ZM201 101V100H200ZM211 101V100H210ZM216 101V100H215ZM223 101V100H222ZM227 101V100H226ZM234 101V100H233ZM251 101V100H250ZM40 102V101H39ZM39 102H35V104L37 103L38 105H39ZM51 102V101H50ZM55 102V101H54ZM86 102V101H85ZM89 102V101H88ZM136 102H137V99H136ZM165 102H167V101H165ZM179 102V101H178ZM185 102V101H184ZM183 102V103H184ZM229 102V101H228ZM256 103H257V101H255ZM43 103V101L42 102H40V104H42ZM58 103H60V102H58ZM68 103V102H67ZM98 103V102H97ZM109 103V102H108ZM139 103V102H138ZM140 103H142L141 101H140ZM139 103V104H140ZM153 103V102H152ZM170 103V102H169ZM190 103V102H189ZM201 103V102H200ZM204 103V102H203ZM206 103V102H205ZM212 103V102H211ZM247 103H248V101H247ZM255 103V104H256ZM46 104H47V102H46ZM49 104H51V103H49ZM48 104V105H49ZM63 104V103H62ZM65 104V103H64ZM63 104V105H64ZM91 104V103H90ZM101 104V103H100ZM103 104V105H104ZM137 104V103H136ZM154 104V103H153ZM156 104V103H155ZM188 104V103H187ZM214 104V103H213ZM217 104V103H216ZM228 104V103H227ZM231 104V103H230ZM235 104V103H234ZM258 104V103H257ZM38 105H36V106H38ZM58 106H59V104H57ZM157 105V104H156ZM179 105V104H178ZM191 105V104H190ZM205 105V104H204ZM203 105V106H204ZM223 105V104H222ZM225 105V104H224ZM43 106H45V105H43ZM54 105H52V107H53ZM56 106V105H55ZM57 106V107H58ZM105 106H108V104L107 105H105ZM104 106V107H105ZM129 106V107H128ZM135 106V105H134ZM138 106V105H137ZM136 106V107H137ZM140 106V105H139ZM146 106V105H145ZM148 106V105H147ZM146 106V110H147V112L145 113V111H144V113H143V111L141 112V110L140 111H134L135 113H137L139 116L138 117H140V115H142V116H144V117H146V118H142V120H144V121H146V122H148L147 124H149L150 122L151 123H153V121H150V120H153V119H155L154 117H153V115H154V113L152 112V109H154V107L152 108L151 106H150V104H149V107H151V109L149 110L148 109V107ZM153 106V105H152ZM167 107H168V104L166 105ZM176 106V105H175ZM186 106V105H185ZM235 106H237V103H236V105ZM247 106H248V104H247ZM250 106H252V105H250ZM261 106V105H260ZM263 106V105H262ZM13 108H14V105L12 106ZM40 107V106H39ZM56 107V108H57ZM66 107V106H65ZM100 107V106H99ZM101 107H102V105H101ZM132 107H133V105H132ZM142 107V106H141ZM155 107H157V106H155ZM159 107V106H158ZM167 107H165V108H167ZM178 107H180V106H178ZM182 107H184V106H182ZM188 107V106H187ZM202 107V106H201ZM200 107V108H201ZM205 107V106H204ZM212 107V106H211ZM244 108H245V106H243ZM243 107H241V108H243ZM259 107V106H258ZM258 107L256 108V106L255 105H253V107L252 108H256V110L258 109ZM41 108V107H40ZM47 108V107H46ZM54 108V107H53ZM55 108V109H56ZM60 108V107H59ZM111 109H112V107H110ZM121 108V109H120ZM135 108V107H134ZM143 108V107H142ZM172 108V107H171ZM193 108H195V105H194V107ZM217 108V107H216ZM216 108H215V110H216ZM222 108V107H221ZM220 108V109H221ZM234 108V107H233ZM260 108H262V107H260ZM259 108V109H260ZM38 109V108H37ZM50 109V108H49ZM54 109V110H55ZM70 109H71V107H70ZM82 109V108H81ZM84 109V108H83ZM103 109V108H102ZM120 109V110H119ZM156 109V108H155ZM188 109V108H187ZM225 109V108H224ZM223 109V110H224ZM226 109L227 110H230L229 108H227L226 107ZM225 109V110H226ZM240 109V108H239ZM62 110V109H61ZM64 110V109H63ZM67 110V109H66ZM65 110V111H66ZM117 110H115V111H117ZM131 110H133V109H131ZM145 110V109H144ZM162 110V109H161ZM163 110H164V108H163ZM181 110V109H180ZM201 110V109H200ZM203 110V109H202ZM207 110H209L208 108H207ZM213 110V109H212ZM232 110V109H231ZM230 110V111H231ZM235 110H236V108H235ZM238 110V109H237ZM236 110V111H237ZM241 110V109H240ZM262 110V109H261ZM35 111V110H34ZM41 111H43V109L41 110ZM46 111V110H45ZM45 111H43V112H45ZM50 111V110H49ZM58 111H59V109H58ZM69 111V110H68ZM70 111H72V110H70ZM112 112H115L114 110H111ZM117 111V114H120V112H118ZM179 111V110H178ZM189 111V110H188ZM194 111V110H193ZM218 112H219V110H217ZM233 111V110H232ZM248 111V110H247ZM255 111V110H254ZM259 111V110H258ZM56 112H57V109H56ZM73 112V111H72ZM71 112V113H72ZM75 112V111H74ZM81 112V111H80ZM83 112V111H82ZM84 112H86L85 110H84ZM111 112V113H112ZM130 112V111H129ZM157 112V110L155 111V113ZM163 112V111H162ZM165 112V111H164ZM170 112H172V111H170ZM202 112V111H201ZM204 112V111H203ZM216 112V111H215ZM217 112V113H218ZM223 112V111H222ZM225 112V111H224ZM244 112V111H243ZM246 112V111H245ZM249 112V111H248ZM250 112H252L251 110H250ZM263 112H264V110H263ZM49 113V112H48ZM59 113V112H58ZM94 113V112H93ZM116 113V112H115ZM123 113V112H122ZM121 113V114H122ZM134 113V114H135ZM182 113L184 114V111H182ZM188 113V112H187ZM199 113V112H198ZM209 113V112H208ZM227 113V112H226ZM260 113H261V111H260ZM0 114H2V113H0ZM43 114V113H42ZM45 114V113H44ZM40 115V113H39V115L37 114V116H36V114H33V116L35 115V118H34V120H35V123L33 122V124H34V126H33V128H31V130L33 129L34 131L32 132V133H34V136L32 137V138H34L35 136L36 137H38V138H41L42 139V137H46V139L45 140H47V138H51V148H50V150H49V152L47 151V153H45V154H42L43 152H40V153H38V152H36L37 150H39V149H37V148H35L36 149V151H34V152H32V153H30L31 155L33 154V155H36V156H38V158H45V159H42V161L43 160H46V159H50V160H48V161H56V162H58V161H61V162H58V164L60 163H62L63 162V165H64V161H66L67 162V166H69V169L73 172V170L74 171H76L75 170V168H76V166H77V162H78V160L77 159H75L72 155H73V153L75 152L76 153V143L79 141V139H81V137L83 136V134H85V136H87L86 134H87V122L86 121H84V120H82L81 118H79L78 119V117H76V118H74L76 121H77V123H75V121L73 122L74 124H76L75 126H74V128H69V129H71V132H73V130L72 129H74V132L73 133H71L70 132V135L67 133L68 132V127L66 128H64V127H60V124L58 125L60 128H58L57 130H55V129H53V126L51 127V125L50 124H54V125H56V121H55V118L53 119V118H50L48 115ZM65 114H67V113H65ZM69 114V113H68ZM88 114H90V112H88ZM116 114V115H117ZM153 114V115H152ZM158 114V113H157ZM168 114H169V112H168ZM171 114V113H170ZM169 114V115H170ZM172 114H173V112H172ZM175 114V113H174ZM190 114V113H189ZM188 114V115H189ZM202 114V113H201ZM205 114V113H204ZM207 114V113H206ZM233 114H234V112H233ZM240 114V113H239ZM253 114V113H252ZM252 114H250V115H252ZM56 115V114H55ZM75 115V114H74ZM114 115V114H113ZM136 115V114H135ZM161 116H162V113L160 114ZM185 115H187V114H185ZM212 115H216V113L215 114H212ZM224 115H225V113H224ZM223 115V116H224ZM232 115V114H231ZM235 115V114H234ZM243 115V114H242ZM258 115H259V113H258ZM50 116H51V114H50ZM61 116V115H60ZM73 116V115H72ZM96 116V115H95ZM102 116V115H101ZM101 116H99V117H101ZM123 116H125V115H123ZM131 116V115H130ZM134 116V115H133ZM173 116V115H172ZM171 116V117H172ZM190 116V115H189ZM188 116V117H189ZM208 116V115H207ZM218 116V115H217ZM217 116H215V117H217ZM220 116V115H219ZM238 116V115H237ZM247 116V115H246ZM257 116V115H256ZM263 116V115H262ZM56 117V116H55ZM90 117H92V116H90ZM97 117V116H96ZM99 117H97L95 120H94V122H92V124L90 125V122H89V125L92 127V125L95 123V122H97V120H99ZM136 117V116H135ZM166 117H167V115H166ZM176 117V116H175ZM178 117V116H177ZM194 117H195V115H194ZM193 117V118H194ZM213 117V116H212ZM227 117V116H226ZM253 117V116H252ZM260 117H261V115H260ZM264 117V116H263ZM63 118H64V116H63ZM122 118H125V117H122ZM159 118V117H158ZM170 118V117H169ZM180 118H183V116L182 117H179V119ZM209 118V117H208ZM220 118V117H219ZM232 118V117H231ZM233 118H235V116H233ZM256 118V117H255ZM31 119V118H30ZM57 119V118H56ZM59 119V118H58ZM83 119H87V118H84L83 117ZM91 119V118H90ZM164 119V118H163ZM167 119V118H166ZM172 119H174V117L172 118ZM178 119V118H177ZM186 118H184V120H185ZM198 119H199V117H198ZM197 118H196V120H198ZM226 119H228V118H226ZM247 120H248V118H246ZM257 119V118H256ZM21 120V119H20ZM60 120H61V118H60ZM64 120V119H63ZM70 120H71V118H70ZM89 120V119H88ZM137 120V119H136ZM150 122H149V121ZM158 120V119H157ZM161 120V119H160ZM184 120H182V121H184ZM191 121H192V119H190ZM190 120H189V118H188V121L190 122ZM195 120V122H198L199 123V121H201V119L199 120V121H196ZM210 120H211V118H210ZM213 120H215V119H213ZM218 120V119H217ZM220 121L222 120L221 118L219 119ZM218 120V121H219ZM240 120V119H239ZM52 121V122H51ZM53 121H54V123H53ZM133 121H134V119H133ZM141 121V120H140ZM143 121V122H144ZM156 120H154V122H155ZM188 121H186V122H188ZM202 121H204V119L202 120ZM201 121V122H202ZM218 121H216L215 123L216 124H218ZM242 121H244V120H242ZM251 121V120H250ZM2 122V121H1ZM7 122V121H6ZM59 122V121H58ZM58 122H57V124H58ZM163 122V121H162ZM177 122H178V120H177ZM207 122V121H206ZM227 122V121H226ZM260 122V121H259ZM3 123V122H2ZM5 123V122H4ZM64 123H66L65 121H64ZM141 123H142V121H141ZM145 123V122H144ZM169 123V122H168ZM173 123V122H172ZM180 123V122H179ZM182 123V122H181ZM180 123V124H181ZM192 123H193V121H192ZM207 123H209V121L207 122ZM206 123V124H207ZM213 123V122H212ZM220 123V122H219ZM222 123V122H221ZM220 123V124H221ZM224 123V122H223ZM247 123V122H246ZM250 123V122H249ZM11 124V123H10ZM32 124V123H31ZM126 124V123H125ZM146 124V123H145ZM176 124V123H175ZM178 124V123H177ZM185 124V123H184ZM186 124H188V123H186ZM191 124V123H190ZM196 124V123H195ZM203 124V123H202ZM245 124V123H244ZM253 124V123H252ZM255 124V123H254ZM5 125V124H4ZM7 125V124H6ZM30 125V124H29ZM61 125H63V124H61ZM69 125V124H68ZM128 125H130V124H128ZM149 125H151L152 126V124H149ZM162 125V124H161ZM169 125H170V123H169ZM182 125V124H181ZM180 125V126H181ZM192 125H194V124H192ZM198 124H196V126H197ZM203 125H205V123L203 124ZM202 125V126H203ZM210 125V124H209ZM208 125V128L209 127H211V125L209 126ZM256 125H257V122H256ZM10 125H8V127H9ZM151 126H148V127H151ZM154 126H156L155 125V123H154ZM179 126V127H180ZM188 126H190L189 124H188ZM199 126V125H198ZM219 126V125H218ZM2 127V126H1ZM73 127V126H72ZM89 127V126H88ZM169 127V126H168ZM194 127V126H193ZM200 127V126H199ZM204 127V126H203ZM235 128H237L236 127V125L234 126ZM247 127V126H246ZM245 127V128H246ZM252 127V126H251ZM3 128H4V126H3ZM54 130H52V129ZM152 128V127H151ZM157 128V127H156ZM184 128V127H183ZM212 128V127H211ZM250 128V127H249ZM257 128V127H256ZM30 129V128H29ZM68 129V130H67ZM87 129V130H86ZM136 129V128H135ZM163 129H165V127L164 128H162V130ZM167 129V128H166ZM170 129H171V132H172V128L170 127ZM186 128H184V130H185ZM190 129V128H189ZM188 129V130H189ZM192 129V128H191ZM200 129H202V127L200 128ZM204 130L206 129L207 130V128H203ZM210 129V128H209ZM214 129H216L215 127H214ZM229 130H230V128H228ZM238 129H239V127H238ZM242 128H240V130H241ZM2 130V129H1ZM0 130V131H1ZM28 130V129H27ZM193 130V129H192ZM195 130H197V129H195ZM195 130H194V132H195ZM211 130H213V128L211 129ZM237 130V129H236ZM246 130H248L247 128H246ZM245 130V131H246ZM254 130V129H253ZM30 131V130H29ZM29 131H27L26 132V135H27V133L29 134ZM90 131V130H89ZM89 131H88V136H87V138L89 137ZM136 131H139L138 129H136ZM165 131V130H164ZM163 131V132H164ZM174 131V130H173ZM178 131H179V129H178ZM201 131V130H200ZM209 131V130H208ZM220 131V130H219ZM221 131H222V129H221ZM225 131V130H224ZM244 131V130H243ZM242 131V132H243ZM263 131V130H262ZM154 132H156V131H154ZM158 132V131H157ZM188 132V131H187ZM193 132V131H192ZM197 132H198V130H197ZM205 132V131H204ZM214 132V131H213ZM223 132V131H222ZM221 132V133H222ZM240 132V131H239ZM249 132V131H248ZM256 132V131H255ZM4 133V132H3ZM147 133V132H146ZM146 133H145V135H146ZM149 133H151V131L150 132H148L147 133V135H149V137L152 135H150ZM168 133V132H167ZM174 133V132H173ZM206 133H208V132H206ZM210 133V132H209ZM226 133V132H225ZM228 133H229V131H228ZM232 133H233V130H232ZM243 133H245V132H243ZM16 134V133H15ZM72 134V135H71ZM161 134H163L162 132H161ZM191 134V133H190ZM202 134H203V132H202ZM235 134V133H234ZM246 134V133H245ZM245 134H243V135H245ZM250 134H252L251 132L249 133V135ZM253 134H254V131H253ZM253 134H252V136H253ZM8 135H9V133H8ZM7 135V136H8ZM12 135H13V133H12ZM139 136H138V138H137V144H138V146L140 147V156H141V159H148V157H149V161H151L152 162V160H150V156H152L153 155V157H154V154H155V151L153 150V145L152 144H154L153 143V141L151 142L149 139H147L146 137H144V136H142V133L141 132H139V134H138ZM171 136H172V134H170ZM179 135V134H178ZM178 135H177V138H178ZM182 135V134H181ZM186 135V134H185ZM212 135V134H211ZM214 135V134H213ZM227 135V134H226ZM248 135V136H249ZM49 136V137H48ZM70 136V137H69ZM142 136V137H141ZM153 136V135H152ZM166 136V135H165ZM164 136V137H165ZM204 136H205V134H204ZM229 136H233V135H230L229 134ZM237 136V135H236ZM255 136V135H254ZM1 137V136H0ZM14 137H17L16 135H14ZM26 137V136H25ZM148 137V138H149ZM161 137V136H160ZM159 137V138H160ZM196 137H197V135H196ZM221 137V136H220ZM242 137H244V136H242ZM247 137V135L245 136V138ZM5 138V137H4ZM10 138V137H9ZM18 138V137H17ZM22 138V137H21ZM28 138V137H27ZM43 138V139H44ZM49 138V139H50ZM154 138V137H153ZM185 137H183V139H184ZM190 138V137H189ZM203 138H205V137H203ZM234 138H235V136H234ZM237 138V137H236ZM249 138H250V136H249ZM252 138V137H251ZM11 140L13 139V138H10ZM24 139V138H23ZM36 140H37V138H35ZM35 139H33V141L32 142H34V140ZM166 139V138H165ZM170 139H171V137H170ZM220 139V138H219ZM222 139V138H221ZM223 139H224V136H223ZM4 140V139H3ZM8 140V139H7ZM7 140H5L6 141V143H5V145L7 144ZM78 140V141H77ZM167 140V139H166ZM174 140V139H173ZM179 140H180V138H179ZM198 140H202V139H198ZM205 140V139H204ZM234 140V139H233ZM236 140V139H235ZM40 141V140H39ZM39 141H36L35 143H37V142H39ZM43 141V140H42ZM50 141V140H49ZM81 141V140H80ZM189 141V140H188ZM194 141V143H195V140H193ZM203 141V140H202ZM214 141V140H213ZM221 141H223V140H221ZM230 141V140H229ZM237 141V140H236ZM248 141V140H247ZM249 141H250V139H249ZM253 141H255V140H253ZM2 142V141H1ZM13 142V141H12ZM171 142V141H170ZM197 142H199V141H197ZM208 142H210V141H208ZM207 142V143H208ZM235 142V141H234ZM233 142V143H234ZM10 143V142H9ZM14 143H17V141L16 142H14ZM191 143H193V142H191ZM193 143V144H194ZM200 143V142H199ZM206 143V142H205ZM213 143V142H212ZM231 143V142H230ZM239 143V142H238ZM247 143V142H246ZM250 143H252V144H254V142H251L250 141ZM2 144H3V142H2ZM24 144V143H23ZM30 144H32V143H30ZM145 144V145H144ZM169 144V143H168ZM174 144V143H173ZM192 144V145H193ZM215 144V143H214ZM217 144H220V142L219 143H217ZM223 144H225V142L223 143ZM227 144V143H226ZM4 145V146H5ZM10 145V144H9ZM16 145V144H15ZM26 145H27V143H26ZM34 145H37V144H34ZM38 145H39V143H38ZM38 145L37 146H35V147H38ZM152 145V146H151ZM167 145V144H166ZM190 145V144H189ZM191 145V146H192ZM197 145V144H196ZM199 145H201L202 146V144H198V146ZM206 145V144H205ZM204 145V146H205ZM255 145V144H254ZM1 146V145H0ZM8 146V145H7ZM12 146H14V145H12ZM78 146V145H77ZM169 146V145H168ZM179 146V145H178ZM184 146V145H183ZM207 146H208V144H207ZM206 146V147H207ZM249 146V145H248ZM1 147H3V146H1ZM6 147V146H5ZM9 147H11V146H9ZM31 147H32V145H31ZM188 147V146H187ZM193 147H195V146H193ZM213 147V146H212ZM224 147V146H223ZM225 147H227V146H225ZM15 148V147H14ZM47 148V147H46ZM161 148V147H160ZM196 148V147H195ZM214 148V147H213ZM219 148V147H218ZM222 148V147H221ZM262 148V147H261ZM11 149V148H10ZM34 148H31L30 150H33ZM187 149V148H186ZM191 149H192V147H191ZM204 149H208V148H204ZM224 149V148H223ZM258 149V148H257ZM1 150V149H0ZM5 150V149H4ZM9 150V149H8ZM14 150V149H13ZM185 150V149H184ZM209 150H211V149H209ZM215 150V149H214ZM6 151V150H5ZM41 151V150H40ZM154 151V152H153ZM190 151V150H189ZM193 151V150H192ZM225 151V150H224ZM233 151V150H232ZM7 153H8V151H6ZM5 152V153H6ZM79 152H81L80 151V148H79ZM158 152H160V151H158ZM206 152H207V150H206ZM212 152V151H211ZM225 152H228V151H225ZM231 152V151H230ZM3 153V152H2ZM1 153V154H2ZM10 153V152H9ZM28 153H29V151H28ZM75 153H74V155H75ZM214 153H215V151H214ZM218 153H219V150H218ZM222 153V152H221ZM4 154V153H3ZM201 154V153H200ZM206 154H208V153H206ZM230 154V153H229ZM236 155L237 154H239V153H235ZM234 154V156H232L233 158H235L236 157V155ZM8 155V154H7ZM10 155V154H9ZM12 155V154H11ZM76 155H77V153H76ZM80 155V154H79ZM209 155V154H208ZM217 155V154H216ZM232 155V154H231ZM231 155H229V156H231ZM244 155V154H243ZM2 156V155H1ZM36 156H34V157H36ZM82 156V155H81ZM212 156V155H211ZM224 156H226V155H224ZM228 156V155H227ZM238 157H239V155H237ZM77 157V156H76ZM144 157H146V158H144ZM158 157V156H157ZM207 157V156H206ZM221 157H222V155H221ZM232 157H229L228 159L229 160H233V158ZM6 158H8V157H6ZM12 158H13V156H12ZM201 158H202V156H201ZM205 158V157H204ZM232 158V159H231ZM245 158V157H244ZM3 159V158H2ZM4 159H5V157H4ZM37 159V158H36ZM61 159V160H60ZM64 159V160H63ZM66 159V160H65ZM79 159V158H78ZM153 159V158H152ZM206 159V158H205ZM211 159V158H210ZM220 159V158H219ZM219 159H217V160H219ZM9 159H7V161H8ZM19 160V159H18ZM58 160V161H57ZM77 160V161H76ZM81 160H82V158H81ZM207 160V159H206ZM224 160V159H223ZM228 160V161H229ZM236 160V159H235ZM6 161V160H5ZM37 161V160H36ZM236 161H238V160H236ZM236 161L234 162V160L233 161H231V162H228V163H236ZM247 161V160H246ZM3 162V161H2ZM18 162V161H17ZM65 162V163H66ZM150 162V163H151ZM215 162V161H214ZM227 162V161H226ZM239 162V161H238ZM237 162V163H238ZM1 163V162H0ZM4 163V162H3ZM40 163V162H39ZM47 163V162H46ZM207 163H209V162H207ZM213 163V162H212ZM227 163V164H228ZM240 163V162H239ZM6 164V163H5ZM51 164V163H50ZM53 164L55 165V162H53ZM52 164V165H53ZM219 164V163H218ZM226 164V165H227ZM231 164H229V165H231ZM16 165V164H15ZM21 165H24V164H21ZM44 165V164H43ZM57 165V164H56ZM62 165V164H61ZM62 165V166H63ZM81 165V164H80ZM225 165V164H224ZM228 165V166H229ZM245 165V164H244ZM249 165V164H248ZM1 166V165H0ZM8 166V165H7ZM40 166V165H39ZM47 166V165H46ZM66 166V165H65ZM84 166V168L85 169H87L86 167H85V165H83ZM209 166V165H208ZM221 166V165H220ZM233 166V165H232ZM236 166V165H235ZM247 166V165H246ZM250 166V165H249ZM249 166H247V168L249 167ZM2 167H3V164H2ZM18 167H20V166H18ZM17 167V168H18ZM25 167H26V164H25ZM33 167V166H32ZM34 167H36V166H34ZM43 166H41V168H42ZM49 167V166H48ZM55 167V166H54ZM57 167V166H56ZM56 167H55V170H56ZM1 168V167H0ZM4 168H5V166H4ZM21 168V167H20ZM24 168V167H23ZM38 167H36V170H34L33 169V173H31V174H28V176L26 175V174H22L23 175V177L21 178V180H27V178L26 177H28V179H29V181H32V180H34L35 181V183L36 184H39L40 185V182H41V184L44 182V180H43V182H42V180H41V178H45V177H43V175L42 174H44V172L42 171V170H38L37 169ZM51 168H53V166L51 167ZM58 168V167H57ZM62 169L63 168H65V167H61ZM60 168V169H61ZM190 168V167H189ZM229 168H231V167H229ZM243 168V167H242ZM255 168H257V167H255ZM3 169V168H2ZM19 169V168H18ZM25 169V168H24ZM61 169V170H62ZM234 169H236V168H234ZM233 169V170H234ZM237 169H239V167L237 168ZM241 169V168H240ZM239 169V170H240ZM16 170V169H15ZM45 170V169H44ZM54 170V168H53V171H55ZM89 170V169H88ZM91 170H95V169H91ZM200 170V169H199ZM224 170H225V168H224ZM227 170V169H226ZM244 170V169H243ZM257 170V169H256ZM20 171V170H19ZM25 171V170H24ZM24 171H23V173H24ZM41 171V172H40ZM60 171V170H59ZM62 171H64V170H62ZM80 171V170H79ZM229 171V170H228ZM227 171V172H228ZM248 171V170H247ZM43 172V173H42ZM70 172V171H69ZM68 172V173H69ZM98 172H100V171H98ZM198 172V171H197ZM196 172V173H197ZM202 172V171H201ZM205 172V171H204ZM225 172V171H224ZM235 172V171H234ZM249 172V171H248ZM255 172V171H254ZM258 172V171H257ZM261 172V171H260ZM14 173V172H13ZM20 173V172H19ZM19 173H17V176H16V178H18L19 179V177L20 176H22L21 174H19ZM22 173V172H21ZM28 173H29V171H28ZM46 173V172H45ZM55 173H57V171L55 172ZM60 173V172H59ZM64 173L66 174V172L64 171ZM64 173H62V175L64 174ZM96 173V172H95ZM100 173H102V172H100ZM192 173V172H191ZM200 173V172H199ZM226 173V172H225ZM229 173V172H228ZM246 173V172H245ZM49 174H51V173H49ZM54 173H52V175H53ZM76 174H78V172L76 173ZM83 174V173H82ZM99 174V173H98ZM195 173H193V175H194ZM202 174H204V173H202ZM212 174V173H211ZM237 174V173H236ZM259 174V173H258ZM12 175V174H11ZM55 175V174H54ZM61 175V174H60ZM59 175V176H60ZM68 175V174H67ZM71 175V174H70ZM102 175V174H101ZM101 175H99V176H101ZM104 175H106V176H109V175H107V174H104ZM227 175V174H226ZM231 175H233V174H231ZM14 176V175H13ZM49 176V175H48ZM56 176V175H55ZM54 176V177H55ZM58 176V177H59ZM91 176V175H90ZM153 176V175H152ZM197 176V175H196ZM200 176V175H199ZM198 176V177H199ZM209 176V175H208ZM207 176V177H208ZM251 176V175H250ZM261 176V175H260ZM50 178H51V176H49ZM48 177V178H49ZM53 177V176H52ZM65 177V176H64ZM67 177V176H66ZM72 177V176H71ZM70 177V178H71ZM76 177V176H75ZM83 177V176H82ZM98 177V176H97ZM102 177H103V175H102ZM109 177H111V176H109ZM194 177H195V175H194ZM204 177V176H203ZM216 177V176H215ZM232 177V176H231ZM14 178V177H13ZM47 178V177H46ZM49 178V179H50ZM56 178V177H55ZM54 178V179H55ZM68 178V177H67ZM95 178V176L94 177H92V179H94ZM111 178H113V177H111ZM209 178H211V177H209ZM48 179V180H49ZM52 179V178H51ZM80 179H82V178H80ZM84 179H85V177L83 178V182H84ZM88 179V178H87ZM86 179V180H87ZM97 179V178H96ZM104 179H106V178H104ZM108 179V178H107ZM114 179V178H113ZM174 179V178H173ZM200 179V178H199ZM199 179H197L198 181H199ZM207 179V178H206ZM254 179V178H253ZM4 180H5V178H4ZM10 180H12V179H10ZM16 180V179H15ZM85 180V181H86ZM90 180V179H89ZM100 180H101V178H100ZM111 180V179H110ZM180 180V179H179ZM202 180V179H201ZM211 180H212V178H211ZM237 180H239V178L237 179ZM45 181H47V180H45ZM58 181V180H57ZM65 181V180H64ZM68 181H70V179L68 180ZM78 181V180H77ZM93 181V180H92ZM107 181V180H106ZM183 181V180H182ZM246 180H244L243 181V179H242V181H241V179H240V182H243L244 184H247V185H249V186H251L252 188H255V190H258V191H260V192H264V188L262 189V188H260V186H257V185H254V183L252 184V183H250L249 184V182H245ZM20 182V181H19ZM23 182V181H22ZM21 182V183H22ZM33 182V181H32ZM54 182V181H53ZM63 182V181H62ZM187 182V181H186ZM10 183V182H9ZM27 183V182H26ZM29 183V182H28ZM77 183V182H76ZM97 183V182H96ZM205 183H207V181L205 182ZM216 183V182H215ZM235 183V182H234ZM238 183V182H237ZM257 183H259V182H257ZM262 183V182H261ZM15 184V183H14ZM23 184H24V182H23ZM78 184H79V182H78ZM81 184H84V183H81ZM98 184V183H97ZM141 184V183H140ZM142 184H144V183H142ZM184 184V183H183ZM190 184V183H189ZM211 184V183H210ZM17 185V184H16ZM27 185H29V184H27ZM33 185V184H32ZM35 185V184H34ZM38 185V186H39ZM44 185V184H43ZM80 185V184H79ZM86 185V184H85ZM93 185H95V184H93ZM203 185V184H202ZM234 185V184H233ZM19 186V185H18ZM25 186V185H24ZM42 186V185H41ZM67 186V185H66ZM96 186V185H95ZM142 186V185H141ZM168 186V185H167ZM176 185H174V187H175ZM200 187H201V185H199ZM205 186H207V185H205ZM241 186V185H240ZM12 186H10V188H9V186H8V188L9 189H12L11 188ZM36 188H38L37 186H35ZM69 187V186H68ZM71 187V186H70ZM77 187V186H76ZM122 187V186H121ZM209 187V186H208ZM226 187V186H225ZM243 187V186H242ZM248 187V186H247ZM14 188V187H13ZM140 188V187H139ZM166 188V187H165ZM181 188V187H180ZM184 188V187H183ZM234 188V187H233ZM19 189V188H18ZM27 189H28V186H27ZM27 189L25 188V189H23L22 188V190H20L19 191V193H17L16 194V192H17V190L15 191L14 189H12V191L14 190L15 191V193H12L11 194V197L8 199V204H7V206H5L6 208H5V211L3 210V214H1V219H0V264H71V263H69V262H72L75 258H73V260L71 261V258L69 259V257H76L75 256V254H76V252L77 251H79L77 254H81L80 253V250H81V244H79V246H80V248H79V246L77 247V244H75L73 241H72V239H71V241L73 242H68L70 239H69V237L71 236H69L68 235V232H70L71 230L68 228L67 229V227H68V225H67V222L69 221L68 220V218H69V216L67 217L66 215H63L62 214V212H57V211H55L56 213H54V214H49L50 216L48 217L47 216V213H48V211H47V213H45V215H46V218H44V219H42L41 217H39L40 216V214H42L41 212H40V214H36V211H37V209H38V206H40V205H38L37 206V209H36V207H33V205H31V201H32V204H33V202L35 201L34 199H32V198H36L37 196H39V194H40V196L42 197V194L41 193H43V192H41V190H40V188H39V190L40 191H38V190H36L35 192H31L30 190H28V191H30L29 193H28V195H26V194H24L23 195V193L22 192H24L25 190H26V192H28L27 191ZM54 189H56V188H54ZM54 189H53V191H54ZM59 189V188H58ZM57 189V190H58ZM167 189V188H166ZM170 189V188H169ZM176 189V188H175ZM207 189V188H206ZM211 189V188H210ZM248 189V188H247ZM32 190V189H31ZM44 190V189H43ZM42 190V191H43ZM80 190V189H79ZM172 191H170V192H174L173 190L174 189H171ZM177 190H178V188H177ZM181 191H182V189H180ZM213 190V189H212ZM218 190V189H217ZM228 190V189H227ZM245 190V189H244ZM254 190V191H255ZM8 191V190H7ZM38 191V192H37ZM51 191H52V189H51ZM68 191V190H67ZM140 191V190H139ZM180 191V192H181ZM184 191V190H183ZM209 191V190H208ZM221 191V190H220ZM11 191H9V193H10ZM21 192V193H20ZM45 192H47L46 190H45ZM55 192V191H54ZM57 192V191H56ZM66 192V191H65ZM79 192V191H78ZM169 192V193H170ZM176 192V191H175ZM179 192V191H178ZM188 192V191H187ZM239 192V191H238ZM242 192V191H241ZM251 192H253V191H251ZM6 193H8V192H6ZM25 193V192H24ZM49 193V195H50V192H48ZM58 193H59V191H58ZM58 193H56V194H58ZM83 193V192H82ZM129 193V192H128ZM140 192H138V194H139ZM168 193V194H169ZM255 193V192H254ZM38 194V195H37ZM53 194V193H52ZM60 194V193H59ZM67 194V193H66ZM141 194V193H140ZM186 194V193H185ZM187 194H190V193H187ZM10 194H8V196H9ZM49 195H44L43 197H46V198H49ZM62 195V194H61ZM72 195V194H71ZM137 195V194H136ZM152 195H154V194H152ZM159 195V194H158ZM176 195V194H175ZM255 195V194H254ZM261 195V194H260ZM6 196V195H5ZM39 196V198L37 197V200L39 201V203H41L40 202V200L41 201H43L44 200V198L43 199H40L41 197ZM52 196V195H51ZM87 196V195H86ZM145 195H143V197H144ZM174 196V195H173ZM192 196V195H191ZM222 196V195H221ZM31 197V198H30ZM53 197H54V194H53ZM52 197V198H53ZM62 197V196H61ZM61 197H60V199H61ZM89 197V196H88ZM134 197V196H133ZM140 197V196H139ZM158 197V196H157ZM160 197V196H159ZM158 197V198H159ZM186 197V196H185ZM185 197H184V199H185ZM237 197V196H236ZM263 197V196H262ZM6 198H7V196H6ZM5 198V200H7ZM51 198V199H52ZM68 198V197H67ZM73 198V197H72ZM120 199H121V197H119ZM124 198V197H123ZM125 198H127V197H125ZM136 198V197H135ZM149 198V197H148ZM254 198V197H253ZM32 199V200H31ZM51 199H49V200H51ZM71 199V198H70ZM77 199H79V198H77ZM91 199V198H90ZM134 199V198H133ZM140 200H141V197L139 198ZM143 199V198H142ZM162 199V198H161ZM161 199H160V201H161ZM167 199H169V198H167ZM180 199H182V197L180 198ZM34 200V201H33ZM80 200V199H79ZM122 200H124V199H122ZM131 200V199H130ZM144 200V199H143ZM171 200V199H170ZM170 200H169V203H172V202H170ZM173 200V199H172ZM178 200V199H177ZM235 200V199H234ZM255 200V199H254ZM38 201H37V203L36 204H38ZM126 201V200H125ZM125 201H123V202H125ZM136 201V200H135ZM145 201H146V199H145ZM148 201H150V199L148 200ZM148 201H146V202H148ZM153 201V200H152ZM151 201V202H152ZM156 201V200H155ZM154 201V202H155ZM164 201V200H163ZM180 201V200H179ZM183 201V200H182ZM196 201V200H195ZM259 201V200H258ZM36 202V201H35ZM64 202V201H63ZM76 202V201H75ZM128 201H126V203H127ZM130 203H131V201H129ZM150 202V203H151ZM189 202H191V201H189ZM256 202V201H255ZM5 203V202H4ZM46 203H47V201H46ZM50 204H53V203H51V202H49ZM68 203V202H67ZM121 203H122V201H121ZM134 203V202H133ZM149 202H148V205L150 204ZM156 203H157V201H156ZM161 203V202H160ZM163 203V202H162ZM167 203V202H166ZM186 203V202H185ZM247 203V202H246ZM6 204V203H5ZM125 204V203H124ZM128 204V203H127ZM132 204V203H131ZM131 204H129L130 206H131ZM173 204H174V202H173ZM35 205V204H34ZM55 205V204H54ZM63 205V204H62ZM129 205H126V206H129ZM136 205H138V204H136V203H134L132 206H135L136 207ZM145 205V204H144ZM151 205V204H150ZM153 205V204H152ZM155 205H158V204H155ZM160 205H162V204H160ZM169 205H171V204H169ZM169 205H167V206H169ZM175 205V204H174ZM177 205V204H176ZM36 206V205H35ZM47 205H45V207H46ZM71 206V205H70ZM76 206V205H75ZM163 206H165V205H163ZM162 206V207H163ZM185 206V208H186V205H184ZM189 206V205H188ZM192 206V205H191ZM196 205H195V203H194V207H195ZM42 207V206H41ZM49 207V206H48ZM52 207V206H51ZM74 207V206H73ZM72 207V208H73ZM78 207V206H77ZM121 207V206H120ZM139 207V206H138ZM137 207V208H138ZM140 207H141V205H140ZM139 207V208H140ZM153 207V206H152ZM177 207V206H176ZM176 207H172V209L174 208H176ZM178 207H179V205H178ZM182 207V206H181ZM56 208H57V206H56ZM70 207H68V209H69ZM81 208V207H80ZM134 208V207H133ZM147 208V207H146ZM155 208H156V206H155ZM157 208H159V206H157ZM171 208V207H170ZM189 208H192V207H190L189 206ZM205 208V207H204ZM4 209V208H3ZM41 209V208H40ZM40 209H38V212L40 211ZM45 211L47 210V209H45V208H43ZM42 209V210H43ZM120 210H122L121 208H119ZM141 209V208H140ZM143 209V208H142ZM148 209V208H147ZM149 209H151V208H149ZM167 209V208H166ZM177 209V208H176ZM179 209H180V207H179ZM188 209V208H187ZM193 209V208H192ZM59 210L61 211V209L59 208ZM58 210V211H59ZM73 210H74V208H73ZM72 210V211H73ZM123 210H124V208H123ZM126 210V209H125ZM157 210V209H156ZM160 210H163L161 207H160ZM159 210V211H160ZM66 211V210H65ZM64 210H63V213L65 212ZM71 211V210H70ZM79 211V210H78ZM84 211V210H83ZM82 211V212H83ZM119 211V210H118ZM158 210L157 211H154V212H159ZM164 211V210H163ZM169 211V210H168ZM168 211H167V213H168ZM173 211V210H172ZM193 211V210H192ZM37 212V213H38ZM107 213H109V211H106ZM114 212V211H113ZM119 212H121V211H119ZM123 212V211H122ZM147 212V211H146ZM154 212L153 213H148V214H153V215H151V216H156V214L154 215ZM176 212V211H175ZM179 213L181 212V211H178ZM178 212H176V215H177V213ZM190 212V211H189ZM213 212V211H212ZM43 213V214H44ZM87 213V212H86ZM115 213V212H114ZM124 213H126V212H124ZM131 213V212H130ZM133 213V212H132ZM161 213H163V212H161ZM185 213H187V212H185ZM185 213H184V211H183V214H184V216H185ZM195 213V212H194ZM211 213V212H210ZM32 214H36L35 216L36 217H33V219H36V218H38V219H36V221L35 220H33L32 221V217H31V215ZM56 214V215H55ZM98 214V213H97ZM101 214V213H100ZM103 214H105V213H103ZM128 214V213H127ZM141 214H143V212L141 213ZM147 214V215H148ZM158 214V213H157ZM159 214H160V212H159ZM165 214H166V211H165ZM164 214V215H165ZM53 215V216H52ZM73 215V214H72ZM90 215V214H89ZM106 215V214H105ZM119 215V214H118ZM129 215V214H128ZM135 215V214H134ZM163 215V216H164ZM167 215V214H166ZM165 215V216H166ZM179 216H180V214H178ZM182 215V214H181ZM241 215V214H240ZM33 216V215H32ZM38 216V217H37ZM42 216V215H41ZM103 216V215H102ZM112 216H113V214H112ZM139 216H141L142 217V215H139ZM163 216L161 217V215H160V217L161 218H163ZM190 216V215H189ZM192 216V215H191ZM213 216V215H212ZM29 217H31L30 218V220H29ZM71 217V216H70ZM91 217L92 216H89V218L91 219ZM95 217H96V215H95ZM123 217V216H122ZM125 217V216H124ZM128 217V216H127ZM147 217V216H146ZM150 219H152L150 216H148ZM168 217V216H167ZM72 218V217H71ZM83 218V217H82ZM93 218V217H92ZM117 218H118V216H117ZM116 218V219H117ZM126 218V217H125ZM132 218V217H131ZM135 218V217H134ZM143 218V217H142ZM166 218V217H165ZM164 218V219H165ZM169 218V217H168ZM167 218V219H168ZM177 218V217H176ZM201 218V217H200ZM73 219V218H72ZM77 219V218H76ZM89 219V221L88 222H90L91 223V221H92V219L90 220ZM107 219H109V217L107 218ZM106 219V220H107ZM127 219V218H126ZM146 219V218H145ZM154 219V218H153ZM155 219H157V218H155ZM154 219V220H155ZM182 219H183V217H182ZM198 219V218H197ZM68 220V221H67ZM95 220V219H94ZM100 220V219H99ZM105 220V221H106ZM130 220V219H129ZM163 220V219H162ZM177 220V219H176ZM188 220V219H187ZM145 221V220H144ZM159 221L161 222V223H164V220H163V222L159 219ZM168 221V220H167ZM171 221V220H170ZM183 221V220H182ZM186 221V220H185ZM220 221V220H219ZM234 221V220H233ZM118 222V221H117ZM153 222L154 223H156L155 221H153L152 220V225H153ZM179 222H180V220H179ZM235 222V221H234ZM233 222V223H234ZM71 223V222H70ZM69 223V224H70ZM81 222H79V224H80ZM93 223V222H92ZM139 222H137V224H138ZM160 223V224H161ZM165 223H166V221H165ZM238 223V222H237ZM236 223V224H237ZM77 224V223H76ZM76 224H74V225H76ZM83 224V223H82ZM86 224V223H85ZM89 224V223H88ZM95 224H97V223H95ZM113 224V223H112ZM115 224H117L116 222H115ZM120 224H121V222H120ZM125 224V223H124ZM149 224H150V222H149ZM171 224V223H170ZM172 224H174V223H172ZM73 225V226H74ZM87 225V224H86ZM105 225V224H104ZM148 225V224H147ZM167 225H168V223H167ZM177 225H179V224H177ZM225 225V224H224ZM223 225V226H224ZM88 226V225H87ZM90 226V225H89ZM155 225H153V227H154ZM156 226H159V224L158 225H156ZM156 226H155V228H156ZM187 226V225H186ZM192 226V225H191ZM230 226V225H229ZM233 226V225H232ZM91 227H93L92 225H91ZM114 227V226H113ZM116 227H118V226H116ZM139 227H141V226H139ZM144 227H146V226H144ZM151 227V226H150ZM150 227H148L149 229H152V228H150ZM165 227H166V225H165ZM171 227H172V225H171ZM200 227V226H199ZM81 228V227H80ZM147 228V227H146ZM154 228V229H155ZM173 228V227H172ZM174 228H176V227H174ZM180 228V227H179ZM184 228V227H183ZM190 228V227H189ZM238 228V227H237ZM129 229V228H128ZM141 229V228H140ZM143 229V228H142ZM165 230H166V228H164ZM70 230V231H69ZM119 230V229H118ZM171 230V229H170ZM169 230V231H170ZM219 230V229H218ZM224 230V229H223ZM231 230V229H230ZM75 231V230H74ZM115 231V230H114ZM125 231H126V229H125ZM128 231V230H127ZM141 231V230H140ZM143 231H144V229H143ZM146 231V230H145ZM179 231V230H178ZM177 231V232H178ZM187 231V230H186ZM192 231V230H191ZM112 232V231H111ZM121 232V231H120ZM137 232H139V231H137ZM136 232V233H137ZM161 232V231H160ZM164 232V231H163ZM194 232H196V231H194ZM235 232V231H234ZM105 233V232H104ZM133 233V232H132ZM135 233V234H136ZM143 233H145V232H143ZM186 233V232H185ZM191 233V232H190ZM218 233V232H217ZM224 233V232H223ZM227 233V232H226ZM75 234V233H74ZM73 234V235H74ZM123 234V233H122ZM129 234V233H128ZM155 234H156V231H155ZM154 234V235H155ZM161 234V233H160ZM167 234V233H166ZM172 234V233H171ZM177 234V233H176ZM220 234H222L221 232H220ZM228 234V233H227ZM231 234V233H230ZM101 235V234H100ZM103 235V234H102ZM133 235V234H132ZM141 235V234H140ZM159 235V234H158ZM173 235V234H172ZM175 235V234H174ZM178 235V234H177ZM197 235V234H196ZM195 235V236H196ZM223 235H225V233L223 234ZM99 236V235H98ZM104 236V235H103ZM108 236V235H107ZM109 236H110V234H109ZM130 236V235H129ZM147 236V235H146ZM155 236H157V235H155ZM160 236V235H159ZM164 236V235H163ZM170 236V235H169ZM190 236V235H189ZM194 236V235H193ZM192 236V237H193ZM77 237V236H76ZM83 237V236H82ZM125 237V236H124ZM142 237V236H141ZM153 237V236H152ZM152 237H150V238H152ZM188 237V236H187ZM192 237H189V238H191L192 239ZM78 238H80V235H79V237ZM114 238V237H113ZM121 238V237H120ZM137 238V237H136ZM149 238V237H148ZM188 238V239H189ZM209 238V237H208ZM207 238V239H208ZM217 238V237H216ZM219 238V237H218ZM217 238V240L219 241V239ZM93 239V238H92ZM95 239V238H94ZM123 239V238H122ZM140 239V238H139ZM153 239V238H152ZM151 239V240H152ZM190 239V240H191ZM199 239V238H198ZM198 239L197 238H194V241L195 240H197L198 241ZM206 239V240H207ZM212 239V238H211ZM224 239V238H223ZM226 239V238H225ZM88 240V239H87ZM101 240V239H100ZM99 240V241H100ZM150 240V239H149ZM170 240V239H169ZM229 240V239H228ZM98 241V242H99ZM109 241V240H108ZM121 241V240H120ZM128 241V240H127ZM136 241V240H135ZM148 241V240H147ZM157 241V240H156ZM165 241H166V239H165ZM164 241V242H165ZM168 241V240H167ZM166 241V242H167ZM176 241V240H175ZM179 241V240H178ZM193 241V242H194ZM208 241V240H207ZM221 241V240H220ZM233 241V240H232ZM89 242H90V240H89ZM125 242V241H124ZM150 242V241H149ZM153 242V241H152ZM169 242V241H168ZM202 242V241H201ZM209 242V241H208ZM261 242V241H260ZM97 243V242H96ZM102 243V242H101ZM131 243V242H130ZM140 243H141V241H140ZM148 243V242H147ZM207 243V242H206ZM104 244V243H103ZM112 244V243H111ZM124 244V243H123ZM151 244V243H150ZM176 244H177V242H176ZM196 244V243H195ZM200 244V243H199ZM217 244H219V243H217ZM73 245V246H72ZM84 245V244H83ZM88 245V244H87ZM107 245V244H106ZM118 245V244H117ZM121 245H122V243H121ZM146 245V244H145ZM179 245V244H178ZM189 245H190V243H189ZM197 245H198V243H197ZM201 246H203V249H204V245L203 244H200ZM215 245V244H214ZM213 245V243H212V246L211 247H213L214 246ZM76 247V248H73V247ZM90 246V245H89ZM100 246H102V244L100 245ZM177 246V245H176ZM192 246H194V245H192ZM199 246V245H198ZM216 246V245H215ZM221 246V245H220ZM260 246V245H259ZM83 247H85V248H87L86 246H83ZM98 247V246H97ZM96 247V248H97ZM106 247V246H105ZM110 247V246H109ZM112 247H114V246H111V248ZM118 247V246H117ZM125 247H126V245H125ZM135 247V246H134ZM148 247H149V245H148ZM164 247V246H163ZM196 247V246H195ZM74 250H73V249ZM77 248H79L77 251H76V249ZM84 248V249H85ZM90 248V247H89ZM93 248H95V246L93 247ZM183 248H185V247H183ZM187 248V247H186ZM207 248V247H206ZM222 248V247H221ZM113 249V248H112ZM116 249V248H115ZM114 249V250H115ZM144 249V248H143ZM146 249V248H145ZM158 249H160V248H158ZM189 249V248H188ZM188 249H186V250H188ZM200 249V248H199ZM223 249V248H222ZM260 250H262L261 248H259ZM89 252H90V250L89 249H87ZM86 249L85 250H83V248H82V250L81 251H83V253H84V251L86 252L87 251ZM107 250V249H106ZM105 250V252H107ZM118 250H119V248H118ZM120 250H122V249H120ZM129 250V249H128ZM140 250H142V249H140ZM183 251H184V249H182ZM191 250V249H190ZM242 250V249H241ZM256 250H258L257 248H256ZM69 253H68V252ZM70 251H73V253L72 252H70ZM75 251V252H74ZM91 251H92V249H91ZM95 251H96V249H95ZM98 251V250H97ZM112 251V250H111ZM116 251V250H115ZM132 251H133V249H132ZM139 251V250H138ZM155 251V250H154ZM207 251H209V250H207ZM213 251V250H212ZM250 251V250H249ZM252 251V250H251ZM88 252V253H89ZM109 252V251H108ZM107 252V253H108ZM118 252H120V251H118ZM157 252H158V250H157ZM156 251H155V254L154 255H156V257L158 256L156 253H157ZM187 252V251H186ZM185 252V253H186ZM203 252V251H202ZM204 252H206V251H204ZM242 252V251H241ZM70 253H72V254H74V256L72 255H70L69 256V254ZM87 253V254H88ZM101 254H102V252H100ZM106 253V254H107ZM115 253V252H114ZM124 253V252H123ZM122 253V254H123ZM127 253V252H126ZM125 253V254H126ZM136 253V252H135ZM147 253V252H146ZM151 253H153V252H151ZM162 253V252H161ZM180 253V252H179ZM191 253V252H190ZM189 253V254H190ZM243 253H244V251H243ZM242 253V254H243ZM252 253H254V252H252ZM256 253H258L257 251H256ZM76 254V255H77ZM85 254V253H84ZM87 254L86 255H84V257L83 256H77L76 257V259L75 260H78V257H81V258H79V263L84 259V260H86V262H87V258H89V257H87ZM90 254H92V253H90ZM98 255H101V254H99V252L97 253ZM104 254V253H103ZM109 254H110V252H109ZM109 254H107V256L109 255ZM125 254H123V255H125ZM178 254V253H177ZM196 254V253H195ZM212 254V253H211ZM217 254V253H216ZM81 255H83V254H81ZM93 255V254H92ZM112 255V254H111ZM114 255V254H113ZM132 255V254H131ZM152 255V254H151ZM160 255V254H159ZM192 255V254H191ZM194 255V254H193ZM202 255V254H201ZM210 255V254H209ZM215 255V254H214ZM244 255V254H243ZM248 255V254H247ZM254 255V254H253ZM260 255V254H259ZM86 256V257H85ZM90 256V255H89ZM102 256V255H101ZM99 256L100 258H101V260L96 256V254L93 256V257H96V258H98L99 259V261L98 262H101V261H103V258H105V255H104V257L102 256ZM116 256V255H115ZM114 256V257H115ZM130 256V255H129ZM140 256V255H139ZM161 256V255H160ZM183 256V255H182ZM181 256V257H182ZM195 256H197V255H195ZM200 256V255H199ZM256 256V255H255ZM82 257H83V259H82ZM93 257H91V258H93ZM109 257V256H108ZM113 257V258H114ZM136 257V256H135ZM147 256H145V258H146ZM257 257H259V256H257ZM261 257V256H260ZM259 257V258H260ZM89 259V263H87V264H90V263H92V264H94V263H98V262H93V261H90V260H92V259ZM111 258V257H110ZM138 258V257H137ZM147 258H149V257H147ZM158 258L162 261V259L158 256ZM175 259H176V257H174ZM183 258H184V260H185V257L183 256ZM189 258V257H188ZM188 258H186V259H188ZM68 259H69V262H68ZM94 259V258H93ZM128 259V258H127ZM143 259H144V257H143ZM143 259H141L142 261H144ZM154 259H155V256H154ZM172 259V258H171ZM193 260V262L194 261H196V260H194V257L192 258ZM208 259V258H207ZM248 259V258H247ZM255 259V258H254ZM257 259V258H256ZM105 260V259H104ZM108 260V262H110V260L109 259H107ZM107 260L105 261V262H107ZM119 260V259H118ZM145 260H149V259H145ZM178 260V259H177ZM176 260V261H177ZM183 260V259H182ZM204 260V259H203ZM213 260V259H212ZM97 261V260H96ZM112 261V260H111ZM114 261H116V260H114ZM140 261V260H139ZM150 261V260H149ZM159 261V260H158ZM157 261V258H156V262L155 263H157L158 262ZM170 261V260H169ZM169 261H167V262H169ZM205 261V260H204ZM208 261H209V259H208ZM211 261V260H210ZM255 261V260H254ZM264 261V260H263ZM76 261H74V263H75ZM86 262H85V264H86ZM119 261H117L116 262V264L118 263ZM122 262H124V261H122ZM127 262V261H126ZM125 262V263H126ZM135 262V261H134ZM146 262V261H145ZM165 262V260L163 261V262H161V263H164ZM175 262V261H174ZM78 263V264H79ZM113 263V261L111 262V264ZM129 263H131L130 261H129ZM140 263V262H139ZM166 263V262H165ZM187 263V262H186ZM192 263V262H191ZM198 263H200V262H198ZM209 263H211V262H209ZM213 263V262H212ZM75 264H77V262L75 263ZM82 264H83V262H82ZM100 264V263H99ZM102 264V263H101ZM103 264H105V263H103ZM108 264H110V263H108ZM113 264H115V262L113 263ZM120 264V263H119ZM128 264V263H127ZM160 264V263H159ZM168 264V263H167ZM178 264V263H177ZM208 264V263H207ZM254 264V263H253Z\"/></svg>",
	"mask_w": 264,
	"mask_h": 264
},
{
	"label": "built area",
	"instance_id": "built-area-1",
	"mask_svg": "<svg viewBox=\"0 0 264 264\" xmlns=\"http://www.w3.org/2000/svg\"><path fill=\"white\" fill-rule=\"evenodd\" d=\"M8 50L0 56V84L3 87L8 84L25 85L31 80V72L25 71L29 58L16 48ZM138 136L131 125L107 116L99 117L92 125L89 137L80 144L83 165L123 183L150 181L155 166L149 159H141Z\"/></svg>",
	"mask_w": 264,
	"mask_h": 264
},
{
	"label": "water",
	"instance_id": "water-1",
	"mask_svg": "<svg viewBox=\"0 0 264 264\" xmlns=\"http://www.w3.org/2000/svg\"><path fill=\"white\" fill-rule=\"evenodd\" d=\"M241 183H243V182H241ZM244 184V183H243ZM244 185H246V186H248V187H250L251 189H254L255 190V188H252L251 186H249V185H247V184H244ZM256 191H258V190H256ZM258 192H260V191H258ZM260 193H263V192H260ZM264 194V193H263Z\"/></svg>",
	"mask_w": 264,
	"mask_h": 264
}]
</instances>
